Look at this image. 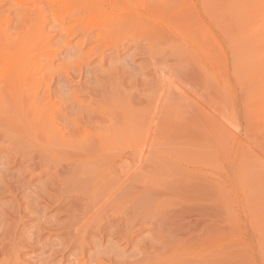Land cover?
I'll return each instance as SVG.
<instances>
[{"label": "bare ground", "instance_id": "obj_1", "mask_svg": "<svg viewBox=\"0 0 264 264\" xmlns=\"http://www.w3.org/2000/svg\"><path fill=\"white\" fill-rule=\"evenodd\" d=\"M9 1V0H8ZM13 1V0H12ZM15 1L18 3V1L17 0H14L13 1V3L14 4H16L15 3ZM49 1H51V0H49ZM61 1V3H63V0H60ZM60 1H57V2H60ZM88 1V2H87ZM91 1V2H90ZM127 0H113V2L114 3H125ZM212 1V0H211ZM224 1V0H223ZM238 1V0H237ZM255 1H257V0H255ZM260 2H261V0H259ZM259 1H257V2H259ZM29 2H31V3H34V2H36V0H22V1H20L18 4H20V6H18V4H17V6L18 7H20V8H22V9H26V8H28V4H29ZM65 2H68V1H65ZM64 2V3H65ZM136 2V1H135ZM142 2V1H141ZM163 3H164V1H162ZM162 2L160 3V5L162 4ZM168 2H170V0L168 1ZM172 2V1H171ZM221 2V1H220ZM227 2V1H226ZM48 3V2H47ZM53 3H56L55 1H53ZM52 3V4H53ZM69 6H71L72 5V3H77L78 5H80V3H83V4H85L86 6L82 9V11H81V9H78V10H74V8H71V9H68L67 7H66V9H65V11L66 12H71V13H74V12H78V13H84V12H87L89 15L88 16H91V17H93V19H99V18H102V17H104L103 15H106L105 13L107 12L106 11V9L104 8V3H105V0H69ZM111 3H112V1H111ZM147 3V2H146ZM263 3H264V1L260 4V3H258L259 5H263ZM58 5L60 4V3H57ZM56 4V5H57ZM143 4V3H142ZM149 4V3H148ZM156 4H158V3H156ZM165 4V3H164ZM175 3H173V6H175L174 5ZM237 5H238V3H236ZM241 4V3H240ZM245 4V3H244ZM255 3H253V7L254 6H256V8L258 7V10H261V9H263V8H261V9H259L260 7H262V6H257V3L254 5ZM126 5H128V4H126ZM130 5V4H129ZM151 5V4H150ZM160 5H158L159 7H160ZM163 5V4H162ZM162 5H161V8H162ZM166 6L168 5V4H165ZM182 5V4H181ZM196 5H197V3H196ZM232 6H233V4H231ZM46 6H47V4H46ZM49 6H51V5H48V7L46 8V9H50L49 8ZM63 6V5H62ZM81 6H82V4H81ZM113 6V5H112ZM111 6V7H112ZM131 6V5H130ZM129 6V7H130ZM135 6V5H134ZM149 6V5H148ZM148 6H145V7H147L148 8ZM152 6V5H151ZM150 6V7H151ZM158 6H156V7H158ZM172 6V9H174V7ZM191 6V5H190ZM194 6H195V3H194ZM198 6V5H197ZM204 6V5H203ZM207 6V5H206ZM206 6H204V8L206 7ZM231 6V7H232ZM244 6V5H243ZM31 7V6H30ZM83 7V6H82ZM114 7V6H113ZM111 8L112 10L113 9H118V7L116 8V7H114V8ZM125 7V6H124ZM165 7V6H164ZM163 7V8H164ZM168 7V6H167ZM183 7V6H182ZM226 7V6H225ZM239 7H241V6H239ZM251 7V6H250ZM263 7H264V5H263ZM53 8H55V9H57V7L55 6L54 7V5H53ZM53 8L52 9H50L51 10V13L53 14ZM60 8V7H59ZM58 8V9H59ZM154 8V7H153ZM169 8H171V6L169 7ZM169 8H167V9H169ZM196 8V7H195ZM30 9V8H29ZM61 9H62V7H61ZM111 9H110V11H111ZM120 9H121V7H120ZM119 9V10H120ZM125 9V8H124ZM157 9V8H156ZM209 9V8H208ZM227 8H225V10H226ZM230 9V8H229ZM235 9V8H234ZM237 9H238V7H237ZM243 9H245V7L243 8ZM247 9V8H246ZM245 9V10H246ZM253 9V8H252ZM26 10H28V9H26ZM158 10V9H157ZM165 10V9H164ZM205 10V9H204ZM221 10H223V9H221ZM231 10H232V8H231ZM239 10H241V8H239ZM238 10V11H239ZM254 10V12L255 13H257V11H255V9H253ZM264 10V9H263ZM263 10H261V11H263ZM19 11V10H18ZM23 11H25V10H21L20 9V11H19V15L20 14H22L23 13ZM58 10H56V12H57ZM61 10L59 9V12H60ZM63 11V10H62ZM61 11V12H62ZM106 11V12H105ZM109 11V12H110ZM151 11H153L152 9H151ZM189 11V10H188ZM50 12V11H49ZM56 12H54V13H56ZM170 12H171V10H170ZM207 12V11H206ZM228 12V11H227ZM230 12V11H229ZM235 12V11H234ZM251 12V11H250ZM253 11H252V13H253V15H256V17H258V18H260V19H262V21L260 20V22H262L260 25H259V20H257L256 21V17H254L255 18V21H252L253 23L254 22H258L256 25H259L258 27H260V28H258L259 30H258V34L260 35V33H263L264 31H262L263 29H262V27H263V25H264V22H263V20H264V15H263V18H262V15L260 16V15H258V13L257 14H255ZM58 13V12H57ZM108 13V12H107ZM124 13H126V12H124ZM163 13V12H162ZM167 13V12H166ZM185 13V12H184ZM197 13V12H196ZM233 13V12H232ZM237 13V12H236ZM236 13H235V15H236ZM260 13V12H259ZM86 14V13H85ZM84 14V15H85ZM111 14V13H110ZM109 13H108V15H110ZM116 14H118V13H116ZM261 14V13H260ZM263 14H264V12H263ZM41 15H43V14H39V13H35L32 17H33V19H32V25H31V28H32V30L34 31V32H36V33H40V32H42L41 30H42V26H43V23H42V21H43V18H45L44 16H43V18H42V21H41ZM165 15H167V14H165ZM243 15V14H242ZM258 15V16H257ZM18 16V15H17ZM111 16V15H110ZM178 16H179V14H178ZM185 16V15H184ZM52 18H53V16H51ZM57 17H59V15L57 16ZM65 17V16H64ZM112 17V16H111ZM167 17L168 16H166L165 17V19L167 20ZM177 17V16H176ZM175 17V18H176ZM189 17H193V16H189ZM252 17V16H251ZM1 18V17H0ZM61 18V17H60ZM126 18V17H125ZM135 18V17H134ZM141 18V17H140ZM159 18V17H158ZM180 18H182L183 19V17H180ZM179 18V19H180ZM188 18V17H187ZM227 18H228V16H227ZM245 17H243V19H244ZM246 18H250L249 16H247ZM253 18V17H252ZM253 18V19H254ZM57 19V18H56ZM55 18H54V21L56 20ZM59 19V18H58ZM73 19V18H72ZM71 19V20H72ZM112 20H113V18H111ZM120 20H118L116 23V28H124V26L125 25H127V23L126 22H129V24H132L133 23V20H126V19H121V18H119ZM160 19V18H159ZM162 19V18H161ZM164 19V18H163ZM162 19V20H163ZM165 19H164V21H165ZM178 19V21H180ZM193 19V18H192ZM22 20V19H21ZM111 20V21H112ZM115 20V19H114ZM155 20V19H154ZM168 20H170V19H168ZM174 20V19H173ZM172 19H171V21H173ZM226 20V19H225ZM252 20V19H251ZM250 20V21H251ZM223 21V20H222ZM227 21L229 22V20L227 19ZM233 21H235V19L233 20ZM21 22H23V20L21 21ZM174 22V21H173ZM181 22H183V21H181ZM181 22H180V25H181ZM186 22H187V20H186ZM194 22V21H193ZM198 22V21H197ZM224 22V21H223ZM226 22V21H225ZM238 22V21H237ZM241 22H243V21H241ZM241 22L240 23H238V24H241ZM67 23V22H66ZM115 23V22H114ZM113 23V24H114ZM175 23H176V20H175ZM188 23H189V21H188ZM222 23V22H221ZM220 23V24H221ZM227 23V22H226ZM230 23V22H229ZM235 22H233V24H234ZM52 24H56L55 22L54 23H52ZM69 24V23H68ZM169 25H171V23H170V21H169V23H168ZM187 24V23H186ZM225 24V23H224ZM243 24H245L246 25V23H243ZM263 24V25H262ZM26 25V24H25ZM53 25V26H54ZM56 25H58V23L56 24ZM112 25V24H111ZM110 25V26H111ZM183 25H184V23H183ZM228 25V24H227ZM235 26H239V25H237V24H234ZM262 25V26H261ZM52 26V27H53ZM61 29V34L65 37L64 39H68V38H71V37H73L72 35H74V33H76V31H73L72 32V30H70L69 28H70V25H69V28H67V26H66V24H62V25H58ZM85 26V25H84ZM109 26V27H110ZM173 26V25H172ZM190 26V25H189ZM192 26H193V23H192ZM194 26H196L195 25V23H194ZM223 26V25H222ZM242 26V25H241ZM240 26V27H241ZM134 27V26H133ZM176 27V26H175ZM178 27V26H177ZM180 27H182V26H180ZM191 27V26H190ZM217 27V26H216ZM227 27V26H226ZM231 27V26H230ZM233 27V26H232ZM2 28H4L5 29V27H3V26H0V70H1V75H0V144H6V145H8L10 148H12L11 149V151L9 150V148H8V150L11 152L10 154H11V157L10 156H8V160H10L11 158H12V156L14 157V156H16V158L17 157H19V158H17L18 159V165L20 166H18V168L16 169V170H14L13 172H10V171H8V170H3V168H2V170H0V178H1V182H0V195H3V194H6V196H8V197H10V199H9V201H7V203H10V205H11V207H9V205H8V207H9V209L8 210H10V212L8 211V210H6L7 212H9V213H7V214H3V215H5L4 217H8V220L7 221H9V219L11 220H13L15 223H16V226H14L13 227V229L11 228V225L12 224H14L13 222H12V224L10 225V230L12 229V231H10V234H5V235H7V236H9L10 235V244L13 246L12 247V249H10V250H7L6 252L4 251V248H0V254H5V256L7 257L6 259H4V261L3 260H0L1 262L0 263H3L4 262V264H22L21 262H23V261H20V260H22L21 258H20V260H18L19 259V256H18V252H17V248H19L20 249V247L18 246H15V243L17 244V242H15V241H17V240H15V238L17 239L19 236H18V234H19V232L17 233V236H16V229H17V225L19 224V223H23V221H21L20 220V217H21V214H24L25 212H27L26 210H28L26 207L25 208H22L21 209V207L20 206H22V205H19V203H22L23 204V202H26L27 201V197H25V199H26V201H23V200H21L22 202H19L18 203V200L20 201V199H18L17 198V195L19 194V193H23L24 192V190H29V192H25L26 193V195H28V194H30L31 195V198H35L36 200H42V202H44L45 203V205L47 204V205H52V204H48V202L49 201H53V203H55V211L57 212V210L58 209H60V208H62L63 209V207H66V206H68V208H67V211H68V213L66 212V209H65V212L67 213V215L69 214L70 215V217L69 216H67V218L69 217V221H68V224H65L66 223V219H65V223L64 222H62V224H64V225H66L65 227H61V232H59V230H57L59 233H60V235L62 236V235H67V237L68 236H70V237H68V238H65L64 237V242L67 240H71L72 238H74V237H76L77 238V236H79V234H80V236H81V234L84 232V234H82V237H78V239L80 238V240H77V239H72L71 240V242H70V245H69V253L71 252V251H73V250H71V247H75V248H73V249H76V246H79L78 248H80L79 250L81 251H79L80 253H82V254H86V251H85V247H86V245H85V243H86V240H88V239H86V236H88L89 234L88 233H90L89 231L91 230L92 232H91V234L93 235H95L94 236V238L95 237H97L98 239H99V242H101V243H104L103 241H105V237H106V239H107V237H108V242H113L112 240H116V239H114V238H112V237H114V236H116V237H119L120 238V240H119V238H117L118 239V241H121V242H123L124 241V246L126 247H134L133 245H135V246H137V245H139V242H141V240H144L143 239V237H142V239L139 241V242H136L134 239L136 238V237H138V235L139 234H141V231H142V229L143 228H145L144 226H145V224L146 223H148V222H150L149 224H148V226L149 225H151V224H155L156 226H152V230L154 231V232H156V233H158V231L160 232V234L159 235H154V236H156L157 238H156V241H155V244L154 245H158L159 244V247L158 248H155L154 249V251L155 250H163V253L162 254H160L159 255V257L158 256H156V254L154 255V258L152 257V260H153V262H152V260H150V258L148 259V262L149 263H144L143 262V264H232V263H228V262H226V259L228 258V256H230V254L231 253H226V252H228V250H230V249H228V250H226L228 247H225V249H224V245L227 243H225L224 241H226L225 239H223V238H225V236H224V229L226 228H224V225H225V220H229V219H227V217L226 216H224L223 215V213H224V209H223V201L224 200H226V199H224L225 198V194H223L224 195V197L222 198L221 197V192H220V189H221V185H222V181H223V173H222V166H221V163H220V161H219V157H217L214 153H217V152H221V150L220 151H217V150H215L216 152H214L213 154L214 155H207V157H205L206 156V154H203V155H205V156H203V158H199V159H202V162H203V164L201 163V165H199V166H195V167H193V166H190V167H193L192 168V170H190V169H188V168H184V166H183V169L181 168V170H179V168L178 167H180L177 163V165H178V169H177V171H176V168L174 169L173 167H175V166H177L176 164L173 166V164L175 163V162H177V161H179L181 158L183 159V156H184V158H185V155L187 154L188 155V153L186 152V150H185V152L186 153H183L182 151L183 150H181V149H183V147H182V145L184 146V144H185V141L188 139V141H190V139L193 141V137H191L192 135L194 136V133H195V129H196V125H197V123L195 124V126H193L194 125V123H193V125L191 126L189 123H190V111L191 110H189L188 111V108H187V106L188 105H186V108H183V107H185V106H183L182 108L183 109H181V106H182V104H181V106H180V108H178V109H181V111H180V113L178 112V109L176 110V113L177 114H179V115H177L176 113H175V110H174V112H172V107H174V106H179L178 104H180V103H182V101L184 102L185 100H187V99H184L185 97L186 98H190V96H188V95H180V96H182L183 97V99L181 100H179V99H177V100H179L180 101V103L178 102L177 103V101H176V103H174V104H172L171 106V108L170 109H172V110H170V109H168L170 106H168L167 104H166V102L167 101H169L170 100V102H174L173 100L175 99V97H176V95H174V94H171L172 96H174V97H172V98H170L171 97V95L169 96V94L171 93V91L173 90H171L170 91V89H171V87H170V89H169V91H167L168 93H166V96L165 97H167V101L166 100H164V101H166V102H164V103H162V104H159V105H161V107L159 106L158 107V104H156L154 107H153V105H154V103L153 102H155V98H158L157 96H158V93H157V96H156V94L154 95V96H152L153 97V99H155L153 102H152V100H151V103H153V105L150 103V101H148V100H146L145 98H147L148 96H145L144 97V99L146 100V101H148V105L146 104L147 102L145 101V102H143V100H141L140 98H138L137 100H135L134 98V95L135 94H138V93H136L137 91H132V92H134L135 94L132 96V94H128L129 92H130V90L128 91V93H125V94H123V92H121V93H119V91H121V90H119V91H117L116 89L117 88H119V87H117L118 85V82H120V80L121 79H119V77L117 78L116 76L114 77L112 74V76H113V80H111L110 81V83L109 84H111V86H114V87H117L115 90L114 89H112V90H114L113 92L111 91V95L110 96H112V95H114L113 93H115V95L113 96V98L111 97H109V94H108V97H109V100L111 101L112 99H113V101H114V104H110L111 106H109L108 105V108H107V110H106V108H105V103L104 104H102V106L104 105V108H105V111H103V112H97V110H94L93 108H91V106L89 107V108H91V109H88V107H84V106H82V104L80 103V102H78L75 98H73V97H71V102H70V104H71V108L74 110H72V112H73V116H71V117H73V118H71V117H69L72 113L71 112H67V110L65 111V106H63L64 104H65V102L66 101H61L63 104L59 107H57V104L59 103V101H57L56 99H59V98H61V97H63L65 94H68V95H70L71 94V92H69V91H67V92H65L64 91V95H63V91H61V92H59V91H53V90H48V88H46V91H44V92H42L41 93V89H42V87H40V89L37 87V86H39V85H41V84H37V83H40L39 81H40V79H39V75H37V73H35V76L37 75L38 76V81L36 80H33V79H35V78H33V76L32 75H29L30 73V71H29V69H32V68H29L30 67V63H29V61H30V59H27V58H30V57H28V55H26L25 54V51H24V48L22 47V45H21V47H19V46H17V43H14V41L11 39V37H8V35H7V33H5V31H3L2 30ZM57 28V27H56ZM74 28H75V26H74ZM78 28V27H77ZM220 28V27H219ZM222 28V27H221ZM235 28V27H234ZM241 28H243L244 29V27H241ZM256 28H257V26H256ZM81 29V28H80ZM106 29V28H105ZM104 29V30H105ZM111 29V28H110ZM115 29V28H114ZM142 29V28H141ZM148 29V28H147ZM183 29V28H182ZM200 29V28H199ZM202 29H203V27H202ZM206 29V28H205ZM229 29V28H228ZM254 29V31H252V34L254 35V37H255V35H257V32L255 33V28H253ZM85 30V29H84ZM90 30V29H89ZM116 30V29H115ZM140 30V29H139ZM187 30V29H186ZM191 30V29H190ZM231 30H233V29H231ZM111 31V30H110ZM238 31H240V30H238ZM248 31V30H247ZM250 31V30H249ZM1 32H4V33H1ZM44 32V31H43ZM149 32V31H148ZM204 32H205V30H204ZM208 32V31H207ZM246 32V31H245ZM260 32V33H259ZM55 33H58V32H56V30H55ZM78 33H79V31H78ZM125 33V32H124ZM146 33H147V31H146ZM160 33V32H159ZM192 33V32H191ZM196 33V32H195ZM199 33V32H198ZM230 33V32H229ZM236 33V32H235ZM244 33V32H243ZM243 33H242V35L241 36H243ZM59 35H61L60 33H58ZM57 34V35H58ZM122 34V33H121ZM202 34V33H201ZM200 34V35H201ZM206 34V33H205ZM250 34H251V32H250ZM250 34H248V35H250ZM252 34H251V36H252ZM58 35V36H59ZM151 35V34H150ZM188 35V34H187ZM193 35H194V32H193ZM203 35V34H202ZM231 35V34H230ZM262 35V34H261ZM264 35V34H263ZM260 36V40L258 39V36L256 37V38H254V37H252V38H254L253 40L251 39L250 41H252V43L255 41H257L258 43H261V45H262V43H264V36ZM10 36V35H9ZM62 36V37H63ZM158 36V35H157ZM169 36V35H168ZM191 36V35H190ZM205 36V35H204ZM240 36V37H241ZM60 37V36H59ZM166 37V36H165ZM196 37V36H195ZM199 37V36H198ZM234 37V36H233ZM247 37V36H246ZM120 38V37H119ZM134 38V37H133ZM192 38V37H191ZM207 38V37H206ZM226 38V37H225ZM232 38V37H231ZM239 38V37H238ZM262 38V39H261ZM60 39V38H59ZM58 39V40H59ZM63 39V38H62ZM160 39V38H159ZM167 39H169V37H167ZM196 39V38H195ZM195 39H193V40H195ZM240 39V38H239ZM241 39H243V37L241 38ZM246 39V38H245ZM259 41H258V40ZM166 40V39H165ZM192 40V39H191ZM197 40V39H196ZM199 41H200V39H198ZM205 40V39H204ZM213 40V39H212ZM211 40V41H212ZM238 40V39H237ZM248 40H249V38H248ZM46 41V40H45ZM141 41V40H140ZM198 41V42H199ZM202 41V40H201ZM206 41V40H205ZM214 41V40H213ZM233 41V40H232ZM243 41H244V39H243ZM261 41V42H260ZM64 41L62 40V43H63ZM87 42H89L87 39L85 40V42H84V44H86ZM156 42V41H155ZM155 42L154 43H150V45H149V56L148 57H150V60L153 62L152 64L153 65H155L156 63L155 62H162L163 60H165L164 59V55L165 54H161V45L159 46V48L160 49H158L157 48V46L156 45H154L155 44ZM163 42V41H162ZM167 42H169V43H171L172 41H169V40H167ZM196 42V41H195ZM198 42H196V43H198ZM245 42V41H244ZM61 43V42H60ZM61 43V44H62ZM156 43H158V42H156ZM194 43V42H193ZM212 43H214V42H212ZM230 43V42H229ZM241 43V42H240ZM246 43H248V42H246ZM22 44V43H21ZM27 44V43H26ZM64 44V45H63ZM62 45H63V47H65L66 48V50L68 51L69 50V53H70V50L72 51V46H70L69 45V42H64ZM127 44H129V43H127ZM136 44V43H135ZM195 44V43H194ZM219 44V43H218ZM40 45V44H39ZM39 45H37V46H39ZM61 45V46H62ZM138 45V44H137ZM173 45V44H172ZM199 45H200V43H199ZM199 45H196L197 47H199ZM201 45H202V42H201ZM230 45V44H229ZM260 45V46H261ZM33 46V45H32ZM240 46H241V44H240ZM239 46V47H240ZM249 46V45H248ZM254 46H255V44H253L252 45V48H254ZM256 46H258V47H260L259 45H256ZM256 46H255V48H254V52H255V54L256 53H259V54H263L264 53V51H263V48H264V45L263 46H261L262 48H260V50H262V51H257L258 50V48H256ZM27 47V46H26ZM29 47V46H28ZM27 47V48H28ZM95 47V46H94ZM171 47V46H170ZM181 47V46H180ZM202 47H203V45H202ZM235 47V46H234ZM238 47V46H237ZM238 47V48H239ZM244 47L246 48L247 46L246 45H244ZM35 48V47H34ZM37 49H38V47H36ZM139 48V47H138ZM141 48V47H140ZM143 48H146V47H143ZM241 48H243V46H241ZM251 48V43H250V47H249V49ZM54 49V48H53ZM103 49V48H102ZM148 49V48H147ZM146 49V50H147ZM164 49V48H163ZM200 50L202 49L201 47L199 48ZM236 49V48H235ZM240 49V48H239ZM26 50V49H25ZM41 50V49H40ZM47 50V49H46ZM89 50V49H88ZM118 50V49H117ZM204 50H206V49H203V51ZM215 50V49H214ZM233 50H234V48H233ZM247 50H248V48H247ZM251 50V49H250ZM29 51V50H28ZM30 51H32V50H30ZM49 51V50H48ZM209 51V50H208ZM207 51V53H206V51H204L205 53H206V55H210V53ZM213 51V50H212ZM244 52H245V50H243ZM242 51V53L244 54V52ZM249 51V50H248ZM257 51V52H256ZM33 52V51H32ZM145 52V51H144ZM143 52V54H145ZM181 53H183L182 51H180ZM216 52V51H215ZM214 52V53H215ZM240 52V51H239ZM251 52H252V50H251ZM254 52H253V55L255 56V54H254ZM26 53H27V51H26ZM29 53H31V52H29ZM84 53V52H83ZM186 53V52H185ZM231 53V52H230ZM242 53H240L239 55L241 56V54ZM248 53L250 54V52H246V54L248 55ZM28 54V53H27ZM86 54H88L87 52H86ZM114 54H115V52H114ZM136 54H138V53H136ZM136 54L134 55V53H133V55L134 56H136ZM146 54H148L147 53V51H146ZM169 54V53H168ZM172 54H174V53H172ZM172 54H170V55H172ZM190 54V53H189ZM235 54H236V51H235ZM252 54V53H251ZM262 54H261V56H257L258 54H256V56L253 58V55H252V59H250V56H249V58H247V57H245L246 59H249L250 61L251 60H253V61H247L246 59V61H247V64H245V65H248V63L250 64V67H251V64H252V62L254 63V64H258V67H259V65L261 64V62L264 60V56H262ZM70 55V54H69ZM82 54V52L80 51V52H78V53H76L75 54V56H73L75 59H76V56H81V58H83L84 59V57L86 56V57H88V55H83ZM121 55V54H120ZM140 55H141V53H140ZM177 55V54H176ZM179 55V54H178ZM185 55V54H184ZM205 55V54H204ZM203 55V56H204ZM205 55V56H206ZM211 55L213 56V53H211ZM220 55V54H219ZM237 55V56H236ZM235 56H236V58L239 56L238 55V53L236 54ZM33 56V55H32ZM107 56V55H106ZM128 56H130L129 54H128ZM164 56V57H163ZM167 56V55H166ZM190 56V55H189ZM208 56H206V57H208ZM232 56V55H231ZM240 56L238 57V58H240ZM246 56V55H245ZM127 57V56H126ZM142 57V56H141ZM168 57V56H167ZM171 57V56H170ZM175 56H173V57H171V58H174ZM177 57V56H176ZM183 57V56H182ZM188 57V56H187ZM186 57V58H187ZM217 57V56H216ZM220 57V56H219ZM241 57H243V56H241ZM257 57V58H256ZM259 57H263V60L262 59H260ZM79 58V57H78ZM136 58V57H135ZM137 58H139V57H137ZM181 57L179 56V60H181L180 59ZM204 58V57H203ZM209 58V57H208ZM208 58H205V59H208ZM213 58V57H212ZM237 58V59H238ZM80 59V58H79ZM126 59V58H125ZM130 59V58H129ZM183 59H184V57H183ZM191 59H193V58H191ZM210 59H211V57H210ZM209 59V60H210ZM214 59V58H213ZM220 59V58H219ZM218 59V60H219ZM241 59V58H240ZM244 59V58H243ZM256 59V60H255ZM258 59V60H257ZM259 59L261 60V62H256V61H259ZM29 60V61H28ZM31 60H32V58H31ZM128 60V59H127ZM177 60H178V58H177ZM195 60V59H194ZM194 60L192 61L193 63H194ZM209 60H206V61H209ZM223 60V59H222ZM232 60V59H231ZM123 61V60H122ZM125 61V60H124ZM171 61V60H170ZM191 61V60H190ZM214 61V60H213ZM238 61V60H237ZM236 61V62H237ZM242 61V60H241ZM127 62V61H126ZM125 62V63H126ZM143 62V61H142ZM147 62V61H146ZM145 62V63H146ZM174 62V61H173ZM185 62H186V60H185ZM195 62H196V60H195ZM220 62V61H219ZM232 62V61H231ZM235 62V63H236ZM243 62V61H242ZM36 63V62H35ZM120 63V62H119ZM127 63H129V61L127 62ZM151 63V62H150ZM164 63V62H163ZM168 63V62H167ZM187 63V62H186ZM209 63V62H208ZM221 63V62H220ZM238 63V62H237ZM244 63H246L245 61H244ZM244 63H242V65H240V66H243L244 65ZM124 64V63H123ZM164 64H166V63H164ZM174 64V63H173ZM180 64V63H179ZM184 64V63H183ZM191 64V63H190ZM190 64H189V66H190ZM196 64V63H195ZM213 64H214V62H213ZM212 64V65H213ZM222 64V63H221ZM238 64H240V62L238 63ZM32 65V64H31ZM85 65V64H84ZM108 65V64H107ZM131 65V64H130ZM145 65H147V63L146 64H144L143 66H145ZM168 65V64H167ZM184 65H186V64H184ZM184 65H182L184 68H186ZM197 65V64H196ZM211 65V67L213 68V66ZM219 65V64H218ZM125 66V65H124ZM133 66V65H132ZM148 66V65H147ZM176 66V65H175ZM188 65H187V67H188V69L190 68V67H193V65L192 66H190L189 67ZM209 66H210V64H209ZM223 66L224 65H222V67L221 68H223ZM249 66V65H248ZM263 66V67H262ZM112 67V66H111ZM128 67V66H127ZM146 67V66H145ZM178 67H180V66H178ZM196 67L197 66H194L193 68H194V70L195 71H197L196 70ZM261 67L264 69V62H263V64L261 65ZM261 67H259V69H262ZM135 68V67H134ZM147 68V67H146ZM160 68V67H159ZM183 68V73H184V71L187 69H184ZM192 68V69H193ZM246 68H248L247 66H246ZM246 68H245V70H246ZM112 69V68H111ZM136 69H137V67H136ZM135 69V70H136ZM145 69V68H144ZM154 69H156L155 67H154ZM175 69V67L173 68V70ZM187 69V70H188ZM214 69V68H213ZM240 68H238V70H239ZM263 69L262 70H259L260 72H259V74L261 75L262 73H261V71L263 72ZM143 70V69H142ZM152 70V69H151ZM162 70V69H161ZM222 70V69H221ZM224 70V69H223ZM243 70H244V68H243ZM253 70H255V69H253ZM89 71V70H88ZM87 71V72H88ZM156 71V70H155ZM235 71H237V70H235ZM242 71V70H241ZM33 72V71H32ZM110 72V71H109ZM115 72V71H114ZM127 72V71H126ZM145 72V71H144ZM162 72V71H161ZM168 72H170V71H168ZM173 72V71H172ZM182 72V71H181ZM191 72L193 73L194 71H192L191 70ZM201 72V71H200ZM202 72H203V70H202ZM201 72V73H202ZM248 72H251V71H247L246 73H248ZM257 73L256 71H253V73ZM41 73V72H40ZM39 73V74H40ZM45 73V72H44ZM91 73V72H90ZM118 73V72H117ZM124 73V72H123ZM171 73V72H170ZM169 73V74H170ZM176 73V72H175ZM190 73V72H189ZM189 73H187L186 72V74L187 75H185V73H184V78L186 77V76H188V74ZM192 73H190V76L192 75ZM239 73V72H238ZM264 73V72H263ZM46 74V73H45ZM86 74V73H85ZM107 74H109V73H107ZM125 74V73H124ZM168 74V73H167ZM182 74V73H181ZM195 74V79L194 80H196V79H198V77H196V73H194ZM219 74H220V71H219ZM244 74H245V72H244ZM258 74V75H259ZM42 76L44 75V74H41ZM106 75V74H105ZM115 75H116V72H115ZM121 75V74H120ZM150 75V74H149ZM160 75V74H159ZM166 75V74H165ZM173 75V74H172ZM177 75V74H176ZM175 75V76H176ZM199 75L201 76V74L199 73ZM203 75V74H202ZM207 75V74H206ZM223 75V74H222ZM221 75V76H222ZM251 75V74H250ZM257 75V74H256ZM29 76H32V77H29ZM122 76V75H121ZM127 76V75H126ZM162 76V75H161ZM198 76V75H197ZM220 76V77H221ZM237 76V75H236ZM247 77H248V75H246ZM262 76V75H261ZM263 76H264V74H263ZM44 77V76H43ZM99 77V76H98ZM102 77V76H101ZM109 77H110V75H109ZM129 77H130V75H129ZM129 77H127V78H129ZM160 77V76H159ZM169 77H171V79H172V76H170L169 75ZM194 76H192V78H193ZM204 77V76H203ZM245 77V76H244ZM246 77V78H247ZM250 77H254V76H250ZM250 77H249V79H250ZM258 77V76H257ZM257 77H255V78H257ZM260 77V76H259ZM30 78H32V79H30ZM40 78H42V77H40ZM100 78V77H99ZM107 78V77H106ZM120 78H122V77H120ZM132 78V77H131ZM166 78V77H165ZM168 78V77H167ZM179 78H181V75H180V77ZM178 78V79H179ZM184 78L182 79V80H184ZM186 78H188V77H186ZM205 78V77H204ZM204 78H202L201 77V79H200V81L202 80V79H204ZM260 78H263V77H260ZM42 79H44V78H42ZM73 79V78H72ZM102 79H104V77L102 78ZM124 79V78H123ZM123 79H122V81H123ZM134 79H136V78H134ZM153 79V78H152ZM170 79V78H169ZM189 79H190V77H189ZM225 79V78H224ZM241 79V78H240ZM259 78H257L255 81H257ZM32 80V81H31ZM100 80V79H99ZM107 80V79H106ZM109 80V79H108ZM117 80H119V81H117ZM142 80V79H141ZM148 80H149V78H148ZM150 80H151V78H150ZM160 80V79H159ZM238 80H239V78H238ZM244 81H245V78L243 79ZM247 80V79H246ZM250 80H252V79H250ZM263 80V79H262ZM261 80V81H262ZM33 82V81H35L34 83H32L31 84V82ZM64 81V80H63ZM95 81V80H94ZM136 80H134L133 81V83L135 82ZM146 81V80H145ZM158 81V80H157ZM166 81H167V79H166ZM174 81H175V79H174ZM193 81V80H192ZM196 81H198V80H196ZM249 81V80H248ZM260 80L259 81H257V82H254V85H256L255 83H257V85L259 84V86H261L260 84L261 83H263L264 81H262L261 82ZM86 82V81H85ZM101 82V81H100ZM136 82H138V79H137V81ZM142 82V81H141ZM150 82V81H149ZM149 82H148V85H149ZM170 82V81H169ZM168 81H167V83H169ZM175 82H178L177 81V79H176V81ZM188 82V81H187ZM186 82V83H187ZM195 82V81H194ZM199 82V81H198ZM198 82H195V83H197V85H198ZM205 82H207L206 80H205ZM250 82V81H249ZM261 82V83H260ZM62 83H64V82H62ZM124 83H126V82H124ZM123 83V84H124ZM127 83H128V80H127ZM129 83H130V81H129ZM146 83V82H145ZM154 83V82H153ZM159 83V82H158ZM157 83V84H158ZM180 83V82H179ZM181 83H183L182 81H181ZM179 84V85H182V84ZM185 83V84H186ZM201 83H204L203 81L201 82ZM200 83V84H201ZM245 83H246V81H245ZM84 84V83H83ZM91 84V83H90ZM89 84V85H90ZM122 84V83H121ZM137 84V83H136ZM166 84V83H165ZM184 84V83H183ZM207 84V83H206ZM209 84V85H208ZM207 84V86L210 88V86H211V83H208ZM249 84V83H248ZM247 84V85H248ZM253 84V83H252ZM43 85H44V83H43ZM52 85V84H51ZM62 85V84H61ZM64 85H66V84H64ZM89 85H87L88 87H89ZM92 85V84H91ZM96 85V84H95ZM100 85V84H99ZM126 85V84H125ZM131 85V84H130ZM139 85H140V83H139ZM143 85V84H142ZM160 85V84H159ZM172 85V87H174L173 86V84H171ZM170 85V86H171ZM189 85V84H188ZM196 85V86H197ZM202 85V84H201ZM251 85V84H250ZM256 85V86H257ZM262 85H264V83L262 84ZM86 86V87H87ZM108 86H110V85H108ZM136 86V85H135ZM152 86V85H151ZM156 86V85H155ZM155 86H154V88H155ZM185 86H187V85H185ZM185 86H183V87H185ZM200 85H198L197 86V88L199 87ZM258 86V87H259ZM57 87V86H56ZM59 87H61V86H59ZM64 87V86H63ZM93 87H94V85H93ZM100 87V86H99ZM132 87V86H131ZM130 87V88H131ZM140 87H141V85H140ZM161 87V86H160ZM176 87V86H175ZM175 87H174V89H175ZM242 87V86H241ZM241 87H240V89H241ZM262 88H263V86H261ZM260 87V88H261ZM50 88V87H49ZM65 88V87H64ZM84 88V87H83ZM90 88V87H89ZM92 88V87H91ZM95 88V87H94ZM93 88V89H94ZM108 88V87H107ZM125 88V87H124ZM196 88V89H197ZM211 88H215V87H213V84H212V86H211ZM249 88H251V87H249ZM259 88V89H260ZM58 89V88H57ZM108 89H110V88H108ZM107 89V91H109ZM134 89H136V88H134ZM160 89V88H159ZM177 89V88H176ZM200 89H202V88H200ZM210 90V92H212L213 91V93H212V95L214 94V98H216V96H219V95H221L220 94V92H219V95H216L215 93H214V91L217 89H214V90ZM257 89L259 92H260V97L261 96H263V94H261V92L263 91L262 89ZM264 89V88H263ZM39 90H41V91H39ZM62 90V89H61ZM89 90V89H88ZM95 90V89H94ZM96 90H99V89H96ZM96 90H95V93H96ZM103 90H104V88H103ZM133 90V89H132ZM138 90V89H137ZM141 90V89H140ZM145 90V89H144ZM146 90H150V89H147L146 88ZM152 90V89H151ZM194 90V89H193ZM202 90H205V89H202ZM208 90V88H207V91H209ZM218 90V89H217ZM216 90V91H217ZM256 90V89H255ZM53 91V92H52ZM93 91V90H92ZM102 91V90H101ZM143 91V90H142ZM156 91H158V90H156ZM206 91V90H205ZM205 91H204V93H205ZM244 91V90H243ZM242 91V92H243ZM245 91H246V89H245ZM251 91V90H250ZM249 91V92H250ZM254 91V90H253ZM252 91V92H253ZM81 92V91H80ZM86 92V91H85ZM110 92V91H109ZM126 92V91H125ZM173 92V91H172ZM252 92H250V94L252 93ZM256 92V91H255ZM255 92H253L254 94H255ZM264 92V91H263ZM98 93V92H97ZM96 93V94H97ZM100 93V92H99ZM107 93V92H106ZM151 93V92H150ZM153 93H155V92H153ZM164 93L165 92H163V95H164ZM198 93H200V92H198ZM202 93V92H201ZM200 93V94H201ZM216 93H218V91L216 92ZM233 93V92H232ZM248 93V92H247ZM54 94V97L56 98V99H53V97H52V95ZM77 94H78V92H77ZM82 94V93H81ZM89 94V93H88ZM90 94H92V93H90ZM94 94V93H93ZM168 94V95H167ZM203 94V93H202ZM206 94H209V93H207L206 92ZM250 94H248V95H250ZM258 94V93H257ZM84 95V94H83ZM106 95V94H105ZM151 95H153V94H150L149 96H151ZM160 95V94H159ZM210 95H211V93H210ZM211 95V96H212ZM216 95V96H215ZM253 95V94H252ZM96 96V95H95ZM94 96V97H95ZM98 96V95H97ZM107 96V95H106ZM137 96V95H136ZM156 96V97H155ZM206 95L204 94V96L203 97H205ZM208 96V95H207ZM226 96V95H225ZM255 96V95H254ZM257 97H259V95H256ZM255 96V97H256ZM93 97V96H92ZM100 97V96H99ZM134 97V98H133ZM142 97H143V95H142ZM155 97V98H154ZM163 97V96H162ZM165 97H163L164 99H165ZM169 97V98H168ZM201 97H202V95H201ZM219 97H221V96H219ZM242 97V96H241ZM248 97V96H247ZM88 98V97H87ZM96 98V97H95ZM107 98V97H106ZM125 98V99H124ZM150 97H148V99H149ZM254 98V97H253ZM263 97H261L260 99H262ZM62 99V98H61ZM97 99V98H96ZM104 99V98H103ZM171 99H172V101H171ZM202 99V98H201ZM204 99V98H203ZM206 99V98H205ZM204 99V100H205ZM218 99V98H217ZM216 99V100H217ZM220 99V98H219ZM218 99V100H219ZM245 99H248V102H249V97L248 98H245ZM257 98H255L254 100H256ZM260 99H257V100H259V101H254V103H258V102H260ZM264 99V98H263ZM42 100H44V101H46L47 102V105L49 104L50 105V107H49V105H48V107L49 108H47V106H46V104L44 103V102H41ZM52 100H54V101H52ZM63 100V99H62ZM87 100V99H86ZM107 100V99H106ZM176 100V99H175ZM208 100V99H207ZM205 101V103H207L208 101ZM209 100H211V99H209ZM212 100H213V98H212ZM215 100V99H214ZM104 101V100H103ZM161 101V100H160ZM99 102H101V101H99ZM109 102V101H108ZM107 102V103H108ZM186 102H188V100L186 101ZM186 102H184V104L183 105H185V104H188V103H186ZM215 102V101H214ZM226 102V101H225ZM246 102H247V100H246ZM251 102V101H250ZM253 102V101H252ZM57 103V104H56ZM101 103H103V102H101ZM211 103V102H210ZM245 103V102H244ZM253 103V105L252 106H254L255 107V105L256 104H254ZM264 103V102H263ZM262 103V104H263ZM42 104H44V105H42ZM67 104V103H66ZM152 105V107H151V105ZM209 104V103H208ZM247 104V106H250V105H248V103H246ZM98 105V104H97ZM146 105H147V107H146ZM150 105V106H149ZM163 105H165V106H163ZM190 105V104H189ZM193 104H191V106H192ZM195 105H197V104H195ZM210 105V104H209ZM236 105V104H235ZM264 105V104H263ZM262 105V106H263ZM65 107L64 108V110H63V107ZM87 106V105H86ZM191 106H189V109H192V113H194L195 112V110L193 109V107L191 108ZM207 106V105H206ZM258 106L259 107H262L261 106V104H259L258 103ZM145 107L146 108H148L150 111H149V117H147L148 116V114H146L145 112V114H146V116H144V117H147L148 119L147 120H145V119H143L142 117H143V109L145 110ZM150 107V108H149ZM197 107V106H196ZM201 107V106H200ZM203 107H205V104H204V106ZM246 107V106H245ZM264 107V106H263ZM103 108V107H102ZM199 108V107H198ZM237 108V107H236ZM253 108V107H252ZM251 108V109H252ZM67 109V108H66ZM69 109V108H68ZM163 109H165V114H164V110ZM174 109H175V107H174ZM196 109V108H195ZM205 109V108H204ZM202 110V111H205V110ZM227 109V108H226ZM262 109H264V108H262ZM103 110V109H102ZM169 110H170V112H169ZM186 110H187V112H186ZM194 111V112H193ZM197 111H199L198 109H197ZM200 111H201V108H200ZM201 111V112H202ZM226 111V110H225ZM236 111V110H235ZM248 111V108H247V110H246V112ZM263 111L264 110H262V113H263ZM174 113L176 116L175 117H178V119L179 120H181V119H183L184 118V121L183 120H181L180 121V123L178 122V120H177V118H176V122H178V125H176V123L172 120V119H169L168 118V116H170V113ZM186 114H188V117H185L186 115L184 114V113ZM199 112V115H203L204 113L206 114V112ZM244 112H245V110H244ZM245 112V113H246ZM249 113H250V111H248ZM247 112V113H248ZM181 113L183 114V115H185V116H183V118H182V116H181ZM191 113V114H192ZM259 113H261V112H259L258 111V113H256L255 112V116L252 114V118L251 119H253V120H249V121H253V122H255L254 121V117H256V116H258V118H259V115H256V114H259ZM144 114V115H145ZM164 114V115H163ZM173 114V115H174ZM236 114V113H235ZM251 114V113H250ZM264 114V113H263ZM167 116V120H165V122L162 124V119L163 118H165L166 116ZM172 115V114H171ZM196 115H197V113H196ZM207 115V114H206ZM205 115V116H206ZM247 115V114H246ZM180 116V117H179ZM192 116V115H191ZM248 116V115H247ZM262 116V115H261ZM260 116V117H261ZM170 117H172V116H170ZM175 117H174V119H175ZM192 117H194V116H192ZM191 117V118H192ZM207 117H209L208 115H207ZM207 117H206V120L205 121H207L208 119L210 120V117H212V116H210L208 119H207ZM263 117V116H262ZM71 118V119H70ZM181 118V119H180ZM185 118H188L187 120L185 119ZM199 118V117H198ZM202 118H204V117H202ZM258 118H257V121H258ZM143 119V120H142ZM196 119V118H195ZM199 119H201V118H199ZM212 119V121H213V118H211ZM250 119V118H249ZM185 120H186V123L188 122V124H185ZM189 120V121H188ZM183 121V122H182ZM201 121V120H200ZM202 121H203V119H202ZM198 122H199V120H198ZM261 122V121H260ZM204 123V122H203ZM208 124H209V121L207 122ZM210 123H212L211 121H210ZM213 123H214V121H213ZM249 123H251V122H249ZM192 124V123H191ZM216 124V123H215ZM215 124H213V125H215ZM254 124H256V122L254 123ZM205 125V124H204ZM210 125V124H209ZM213 125H211L212 127H213ZM217 125V124H216ZM214 126L213 127V130L216 132V130L215 129H217L216 127H221V126ZM262 125V124H261ZM179 126V127H178ZM184 126V127H183ZM185 126H187V129H186V127ZM189 126H191V127H193V129L191 128V127H189ZM202 126V125H201ZM206 127V126H205ZM255 127H260V125L258 126H256L255 125ZM185 128V129H184ZM195 128V129H194ZM203 128V127H202ZM210 128V127H209ZM215 128V129H214ZM251 128V127H250ZM205 129H207V128H204V130ZM212 129V128H211ZM211 129H208V131H210ZM224 130V132H225V130L226 129H224L223 127H221V129H220V131L221 130ZM257 129V128H256ZM262 130H264L263 128H261ZM191 130H194L193 132V134H191ZM200 130H203V129H200ZM203 130V132L205 133L206 131H204ZM258 131L260 130V129H257ZM262 130H260V131H262ZM196 131L197 132H200L199 130H197L196 129ZM207 131V132H208ZM212 131V130H211ZM219 131V133L221 134V132ZM229 131V130H228ZM257 131V132H258ZM260 131H259V133H260ZM203 132H201V133H203ZM213 132V131H212ZM218 132V131H217ZM251 132V131H250ZM254 132V131H253ZM203 133V134H204ZM209 133V132H208ZM259 133H256V134H259ZM263 133H264V131H263ZM262 132L259 134V138H261L260 137V135L261 134H263ZM214 134V133H213ZM212 134V135H213ZM218 134V133H217ZM224 134V133H223ZM226 134V133H225ZM227 134H229V133H227ZM227 134H226V136H227ZM177 135H181L182 136V138H181V136L180 137H178ZM190 137H189V136ZM207 134L205 133V136H206ZM249 135V134H248ZM185 136V137H184ZM196 136V135H195ZM207 136H210V135H207ZM217 136V135H216ZM251 136V135H250ZM254 136H256L255 134H254ZM176 137H178L179 139H181V141L179 142V143H177L178 141L176 140ZM187 137H189V138H187ZM220 137V136H219ZM262 137H264V135L262 136ZM147 140H146V139ZM186 138V139H185ZM196 138V137H195ZM201 138V137H200ZM207 138V137H206ZM214 138H216V137H214ZM214 138H210V140L212 139L213 140V142H214ZM220 138H222V137H220ZM227 138H229V137H227ZM248 138H249V136H248ZM252 138L254 139V137L252 136ZM257 138V137H256ZM255 138V139H256ZM184 139V140H183ZM198 139H199V137H198ZM201 139H203V138H201ZM254 139V141H256V140H258V139H256L255 140ZM148 140L150 141V142H148ZM175 140V141H174ZM195 140V139H194ZM207 140V139H206ZM209 140V139H208ZM210 140H209V142H210ZM211 140V141H212ZM217 140V139H216ZM252 140V139H251ZM163 141H170V143H171V141H173V142H176L177 143V146L178 145H180V147H182L181 149H179V147H177L176 148V143H174L175 144V146L173 147V145H170V143H169V145H170V147H173L172 149L169 147L168 148V144L166 145L167 147L166 148H168V149H165L164 148V150L165 151H162L163 150V147L161 148V151L162 152H160L159 150H158V146H162V145H160V143L161 142H163ZM202 141V140H201ZM221 141H222V139H221ZM227 141V140H226ZM247 141H248V143H250L251 142V144H254V143H252L253 141H250V140H248L247 139ZM260 144L261 145H263V138H262V140L260 139ZM187 142V141H186ZM204 142H205V140H204ZM219 142V141H218ZM259 142V141H258ZM258 142H256V144L258 143ZM192 143H194V141L193 142H191V143H189V144H191L192 145ZM198 142H196V143H194V144H197ZM201 143H203V141L202 142H200V145H201ZM217 142H215L214 144H212L211 143V146L212 145H214V146H216L215 144H216ZM222 143V142H221ZM224 143H225V139H224ZM222 144V145H224L225 146V144ZM227 143V142H226ZM199 144V143H198ZM219 144V143H218ZM243 144V143H242ZM5 145V146H6ZM190 145V146H191ZM202 145H204V144H202ZM201 145V146H202ZM220 145V144H219ZM237 145V144H236ZM235 145V146H236ZM257 145H259V144H257ZM164 146V145H163ZM185 146H187V145H185ZM206 146V145H205ZM209 146V145H208ZM223 146V147H224ZM229 146V145H228ZM243 146V148H245L244 147V145H242ZM256 146V145H255ZM255 146L253 145V147L255 148ZM0 147H2V146H0ZM165 147V146H164ZM188 147V146H187ZM187 147H185V148H187ZM191 147H193V146H191ZM207 147V146H206ZM205 147V148H206ZM227 147V146H226ZM226 147H224L225 149H226ZM252 147V146H251ZM261 146H259L258 147V149L260 148ZM4 149H5V147H3ZM2 148V149H3ZM6 148V149H7ZM196 148V147H195ZM198 148H200L199 146H198ZM197 148V149H198ZM210 148V147H209ZM218 148H220L221 149V147H218ZM242 148V149H243ZM169 149H170V151H169ZM196 149V150H197ZM200 149H202V148H200ZM207 149V148H206ZM217 149V148H216ZM225 149H223L222 148V150L223 151H226ZM228 149V148H227ZM231 149V148H230ZM235 149H236V147H235ZM246 149V148H245ZM261 149V148H260ZM173 150V151H172ZM176 150V151H175ZM212 150H213V147H212ZM252 150V149H251ZM254 150V149H253ZM256 150H257V148H256ZM6 151V150H5ZM9 151H8V153H9ZM188 151H189V149H188ZM190 151H194V149L193 150H191L190 149ZM204 151V153H205V150H203ZM208 151H209V149H208ZM207 151V152H208ZM241 151V150H240ZM244 151V149L241 151V152H243ZM248 151V150H247ZM264 151V150H263ZM3 152V151H2ZM209 152H211L212 153V151H209ZM233 152H235V151H233ZM237 152V151H236ZM244 152H246V150L244 151ZM242 153V155L243 154H246V153ZM256 152V151H255ZM202 152L200 151L199 152V149H198V154H201ZM225 153V152H224ZM249 153V152H248ZM254 152H252L251 154H253ZM262 153V152H261ZM7 154V153H6ZM5 154V155H6ZM193 154V153H192ZM194 154H196L195 153V151H194ZM220 154V153H219ZM235 154V153H234ZM234 154H233V159L235 158L234 157ZM8 155V154H7ZM197 155V154H196ZM202 155V154H201ZM224 155V154H223ZM230 155V154H229ZM240 155H241V153H240ZM241 155V157H243V156H245V155H243L242 156ZM259 155V154H258ZM194 158H195V155H192ZM198 156V155H197ZM196 156V158L198 159V157ZM226 156V155H225ZM251 155H250V153H249V155H248V157H250ZM253 156L255 157V155L253 154ZM2 157V156H1ZM188 157H190L189 155H188ZM187 157V158H188ZM221 157V156H220ZM240 157V158H241ZM260 157V156H259ZM6 158H7V156H6ZM15 157H14V159H16ZM225 158V157H224ZM223 158V159H224ZM246 158H247V156H246ZM256 158V157H255ZM254 158V159H255ZM156 159H160L162 162H165L164 163V166H165V168L167 167V168H169L170 167V165L172 166L171 167V169L173 168L174 170H175V172L173 171V169H172V171L176 174V177H178V175L179 176H181V175H183L181 178H176V180H174V181H166V182H164V180L166 179V178H160V177H157V175H156V173H155V175H154V171L156 172V170L158 169L157 167H155V168H157L156 170H154L153 171V166H158L159 167V169H160V165H157V164H159V162L158 163H155L156 161H158V160H156ZM181 159V160H182ZM189 159H191V158H189ZM188 159V160H189ZM250 160L252 159V157L251 158H249ZM130 160V161H129ZM184 160V159H183ZM187 160V159H186ZM232 160V159H231ZM256 160V159H255ZM260 160V159H259ZM5 161V160H4ZM7 161V160H6ZM11 161H12V159H11ZM185 161V160H184ZM191 161H192V159L188 162L189 164L191 163ZM240 161H241V159H240ZM8 162H10V161H8ZM162 162H160V164H162ZM186 162V161H185ZM196 162V161H195ZM198 163L200 162V161H197ZM251 162V161H250ZM255 162V161H254ZM260 162H261V160H260ZM259 162V163H260ZM13 163H15V166H16V164H17V162L16 161H14ZM167 163V166L165 165ZM179 163V162H178ZM182 163H184V162H182ZM187 163V162H186ZM185 163V164H186ZM248 164H249V160H248V162H247ZM256 163L257 162H255L254 163V165H256ZM262 164H263V162H261ZM10 164H11V162H10ZM152 164H153V166H152ZM168 164H170L169 165V167H168ZM192 164V163H191ZM190 164V165H191ZM196 164V163H195ZM262 164H260L259 166H260V168H261V165ZM12 165V164H11ZM163 165V164H162ZM188 165V164H187ZM187 165H186V167H187ZM254 165H253V169H254ZM258 165V164H257ZM164 166H163V168H164ZM235 166V165H234ZM249 166H250V164H249ZM263 166V165H262ZM17 167V166H16ZM257 167L258 166H256V168L255 169H257ZM162 168V167H161ZM163 168H162V171H161V174H160V176H163L164 175V173H162V172H166V171H163ZM164 168V169H165ZM166 168V169H167ZM259 168V167H258ZM264 167H262L261 169H263ZM1 169V168H0ZM158 169V170H159ZM261 169H260V175H261ZM158 170H157V172H158ZM167 170H169V169H167ZM171 171V170H170ZM170 171H168V172H170ZM171 171V172H172ZM179 171V172H178ZM159 173V172H158ZM255 173H256V171H255ZM26 174H30V176H31V178H34V179H36V180H34V182L35 181H37V183L35 182V185H32L31 184V180L30 181H27V180H29L28 179V177L27 178H25L27 175ZM45 174H49L50 175V177L48 176V178L47 179H44V181L42 180V177H44V175ZM168 175H169V173H167ZM26 175V176H25ZM148 175V176H147ZM167 175V176H168ZM174 175V174H173ZM173 175L171 174L170 176H169V179H170V177L172 176L173 177ZM256 175H258V174H256ZM167 176H165V177H167ZM175 176V175H174ZM47 177V176H46ZM175 177H173V179H174ZM259 178V177H258ZM263 178V177H262ZM25 179H27V180H25ZM163 179V180H162ZM168 179V178H167ZM166 179V180H167ZM172 179V180H173ZM257 179V178H256ZM260 179V178H259ZM257 180H255V182H256ZM262 182V181H261ZM259 183V182H258ZM224 184V183H223ZM226 184V183H225ZM256 184V183H255ZM260 184V183H259ZM258 184V185H259ZM257 185V186H258ZM262 185V184H261ZM256 186V185H255ZM256 186V187H257ZM31 187H33V189H31ZM255 187V188H256ZM22 189H24L23 191H22ZM157 189V190H156ZM223 189V188H222ZM221 189V191H222V193L224 192L223 190ZM259 189V188H258ZM257 189V190H258ZM256 190V189H255ZM147 191V193L148 192H153V193H155V194H157L156 195V197L158 196V194L159 193H161V195L160 196H166V198L168 197L167 195H169L170 196V194L171 193H176V194H181V196H185V198L187 199V198H190L193 194L196 196V201L194 202L195 204H192L191 202H189L188 200L186 201H184V200H182V201H184L183 203V206L181 207V208H179V212H180V215L179 216H177V217H173V215L174 214H172V216L171 215H169L168 216V213H169V211H168V213H166L167 211H161V212H163L164 214H162V216H160L159 214H158V212H157V215H159V216H156V215H153L154 213H156L155 211H153V210H159L158 208H156L155 209V207H157V206H155L156 204L155 203H153L154 204V208L151 210V212L153 213V214H151V215H148V217H147V215H145V213H144V210L146 211V209H147V207H146V209H144L141 205H140V200H142V197H143V193H145ZM25 193H23V194H25ZM259 193V192H258ZM150 194H152V193H150ZM256 194H257V192H256ZM260 194V193H259ZM29 195V196H30ZM153 195V196H152ZM151 195V197L153 198L154 197V194H152ZM194 195H193V197H194ZM159 196V198H161ZM180 196V197H181ZM3 197H4V195H3ZM7 197V198H8ZM147 197V196H146ZM155 197V198H156ZM171 197V196H170ZM169 197V198H170ZM179 197V196H178ZM256 197H257V195H256ZM255 197V198H256ZM259 197V196H258ZM22 198V197H21ZM144 198H145V196H144ZM143 198V199H144ZM154 198V199H155ZM158 198V197H157ZM156 198V202H157V200L159 199H157ZM183 199H185L184 197H182ZM192 198V197H191ZM236 198V197H235ZM259 198H261V197H259ZM30 199V198H29ZM146 199V198H145ZM144 199V200H145ZM154 199H150L151 201L152 200H154ZM168 199V198H167ZM193 199V198H192ZM224 199V200H223ZM232 199H234V198H232ZM32 200V199H31ZM147 200H148V198H147ZM172 200V201H171ZM191 200V199H190ZM223 200V201H222ZM261 200V199H260ZM264 200V199H263ZM2 201V200H1ZM34 200H32V202H33ZM168 201V203L169 202H174V200L173 199H170V201L169 200H167ZM193 201V200H192ZM232 201V200H231ZM256 201H258V198H257V200ZM255 201V202H256ZM28 202V201H27ZM27 202H26V204H27ZM35 202V201H34ZM144 202V201H143ZM155 202V201H154ZM161 202V200H159V203ZM176 202L178 203V201H176L175 200V204H176ZM38 203V202H37ZM150 202H148V204H149ZM158 203V202H157ZM162 203H164V200L162 201ZM166 203V202H165ZM168 203H166L165 205L167 206V207H169V204ZM171 203V204H172ZM173 203V204H174ZM180 203V202H179ZM191 203V204H190ZM236 203V202H235ZM234 202H233V204H232V206L235 204ZM258 203V202H257ZM259 203L260 204H262V206H263V203H261V201H259ZM2 204H3V202H2ZM5 204V203H4ZM25 204V205H26ZM31 204V203H30ZM30 204H28V205H30ZM33 204H35V203H33ZM41 204V203H40ZM181 204V203H180ZM180 204H178V206H180ZM259 204V205H260ZM27 205V206H28ZM143 205V204H142ZM159 205V204H158ZM160 205H161V203H160ZM225 205H226V203H225ZM241 205V204H240ZM259 205H256V206H258L256 209H259V208H261V207H259ZM23 206H24V204H23ZM22 206V207H23ZM39 206V204L38 205H36V207H37V209L39 208L38 207ZM53 206H54V204H53ZM52 206V207H53ZM146 206H149V205H146ZM175 206V205H174ZM173 206V207H174ZM176 206H177V204H176ZM177 206V207H178ZM227 206H228V203H227ZM229 206L230 207H232L231 206V204H229ZM7 207V208H8ZM30 207H32V206H30ZM51 207V206H50ZM145 207V206H144ZM151 207V206H150ZM161 207H163V205L161 206ZM166 207V208H167ZM177 207H175V208H177ZM1 208V207H0ZM3 208V207H2ZM2 208H1V210H2ZM41 208V207H40ZM164 208V207H163ZM233 208V207H232ZM30 209V208H29ZM33 208H31V211H33L32 210ZM43 209H44V207L42 208V211H43ZM62 209H60L59 211H61ZM64 209L62 210V211H64ZM160 209H162V208H160ZM167 209H169V208H167ZM241 209V208H240ZM244 209V208H243ZM263 209V208H262ZM262 209H260V210H262ZM4 210H5V208H4ZM4 210H2V211H4ZM40 210V212H41V209H39ZM45 210H47V208L45 209ZM163 210V209H162ZM170 210V209H169ZM224 210V211H223ZM228 210V209H227ZM227 210H226V212H227ZM236 210V209H235ZM234 210V211H235ZM0 212V214L1 213H3V212ZM25 211V212H24ZM54 211V210H53ZM58 211V213H60ZM233 211V210H232ZM247 211V210H246ZM24 212V213H23ZM39 212V213H40ZM64 212V213H65ZM150 212V211H149ZM170 212H171V210H170ZM175 212V211H174ZM177 212V211H176ZM175 212V213H176ZM230 212H231V210H230ZM224 213L225 215H229L230 216V218H232L233 216V218H232V220L234 219V218H236V216H235V214H232V212L231 213ZM252 212H254V211H252ZM258 210H257V213H256V215L258 214ZM32 213H34V211L32 212ZM41 213H43V212H41ZM45 213H47V212H45ZM53 213H55V212H53ZM65 213V214H66ZM147 213V212H146ZM263 213H264V211H263ZM28 214V213H27ZM26 213H25V215H27ZM52 214V213H51ZM230 214H232V215H230ZM251 214V213H250ZM260 214L261 215H259V216H261L262 217V212H260ZM30 215V214H29ZM31 215H33V214H31ZM41 216H43V219H44V215L43 214H40ZM54 215V214H53ZM59 215V214H58ZM22 216H24V215H22ZM36 216V215H35ZM61 216V215H60ZM226 217L225 218V220H224V217ZM232 216V217H231ZM240 216V215H239ZM248 216V215H247ZM258 216V217H259ZM25 217V216H24ZM28 217V216H27ZM56 217V216H55ZM59 217V216H58ZM179 217V218H178ZM194 217V218H193ZM260 217V218H261ZM1 218H2V215H1ZM5 218V219H6ZM19 219V221H21V222H18L16 219ZM29 218V217H28ZM30 218H33L34 219V217H31L30 216ZM42 218V217H41ZM40 217H39V219H37L36 220V218H35V221L33 220V222H36V226H34V227H36L35 229H36V231H33V233L35 234V236H34V240H35V242H38V240L39 239H41L40 238V230H42V232H44L43 230H45L44 229V227H43V225L45 224V222H42V219H41ZM45 218H46V215H45ZM49 218H50V216H49ZM245 218H247V217H245ZM264 218V217H263ZM25 219V218H24ZM51 219L53 220V218L51 217ZM56 219H58V218H56ZM253 220H252V223H253V221H256V222H258V219L256 220L255 218H252ZM52 220H50V221H52ZM118 220V221H117ZM251 220V219H250ZM261 220H263V219H261ZM44 221H46V219L44 220ZM55 221V220H54ZM239 221V220H238ZM11 222V221H10ZM17 222H18V224H17ZM255 222V224H257ZM47 223V222H46ZM49 223V222H48ZM165 223H167V224H165ZM259 223V222H258ZM263 221H262V226H259V224H261V223H259L258 225H256V227L258 226V228L259 227H261L260 229H255L254 231H255V233H253V235L252 236H254V234L256 235V237H257V239H256V242H259V241H262V238H263V236L261 235V233H259L260 232V230L262 229V227L264 228V226H263ZM2 224V223H1ZM55 224H56V222H55ZM54 224V225H55ZM229 224V223H228ZM7 225V224H6ZM33 225H35V224H33ZM227 225V224H226ZM238 225V224H237ZM8 226V225H7ZM30 226V225H29ZM28 226V227H29ZM56 226V225H55ZM58 226V225H57ZM63 226V225H62ZM231 226V225H230ZM3 226H1L0 225V228H2ZM20 227V226H19ZM33 227V226H32ZM33 227V228H34ZM47 227L48 226H46V229H47ZM164 227H171V228H168L167 230H169V231H166L165 230V228ZM237 227V226H236ZM6 227H4L3 229H5ZM21 228V227H20ZM49 228V227H48ZM53 228V227H52ZM150 228V227H149ZM230 228H232V227H230ZM254 228V227H253ZM252 228V229H253ZM2 229V230H3ZM24 229H25V227H24ZM24 229H23V231H24ZM34 229V230H35ZM57 229V228H56ZM60 229V228H59ZM228 229H229V227H228ZM29 230V229H28ZM32 230V229H31ZM31 230H29V231H31ZM51 230V229H50ZM52 230H54V229H52ZM87 230H88V233H86L87 232ZM237 230V229H236ZM264 230V229H263ZM7 231H9V230H7ZM28 231V233H30ZM46 231H48V230H46ZM0 232H2V231H0ZM4 232V231H3ZM32 232V231H31ZM58 232H57V234H58ZM153 232V233H154ZM238 232V231H237ZM242 232H244V231H242ZM7 233V232H6ZM22 233V232H21ZM20 233V234H21ZM55 233V232H54ZM143 233V232H142ZM149 233V232H148ZM152 233V232H151ZM230 233V232H229ZM236 233V232H235ZM247 233H249V232H247ZM259 233V234H258ZM4 234V233H3ZM31 234V233H30ZM88 234V235H87ZM150 234V233H149ZM238 234V233H237ZM22 235V234H21ZM51 235V234H50ZM56 235V234H55ZM59 235V234H58ZM91 235V236H92ZM147 235V234H146ZM153 235V234H152ZM6 236V237H7ZM149 236H151V234L149 235ZM148 236V237H149ZM248 236V235H247ZM3 237V236H2ZM59 237V236H58ZM227 237V236H226ZM3 238H5V237H3ZM23 237H20V239L21 240H23L22 239ZM30 238H31V236H30ZM60 238V237H59ZM58 238V239H59ZM62 238V237H61ZM71 238V239H70ZM97 238H96V240H97ZM139 238V237H138ZM152 238H154V237H152ZM246 238V237H245ZM250 238V237H249ZM43 239V238H42ZM55 239H57L56 237H55ZM54 239V240H55ZM66 239V240H65ZM160 239V240H159ZM20 240V241H21ZM27 240V239H26ZM62 240H63V238H62ZM246 240V239H245ZM248 240V239H247ZM254 240V239H253ZM263 240H264V238H263ZM1 241V240H0ZM3 241V240H2ZM24 241V240H23ZM41 241V240H40ZM57 241V240H56ZM117 241V242H118ZM135 241V242H134ZM145 241V240H144ZM150 241V240H149ZM22 242V241H21ZM27 242H30V241H27ZM42 243H43V241H41ZM54 242V241H53ZM58 242H59V244L61 243V244H64V243H62L61 242V240H58ZM57 242V243H58ZM69 242H66V243H69ZM88 242V241H87ZM90 242H92V241H90ZM3 243V242H2ZM20 242L18 241V244H19ZM24 242H22V243H20V245H22ZM33 243V242H32ZM31 243V244H32ZM39 243V242H38ZM37 243V244H38ZM116 242H113V245L115 244ZM148 243V242H147ZM146 243V244H147ZM152 243H153V241H152ZM223 243H225V244H223ZM17 244V245H18ZM25 244H26V242H25ZM44 244V243H43ZM53 244V243H52ZM58 244V245H59ZM87 244V243H86ZM90 244V243H89ZM89 244H87L88 246H89ZM92 244H93V242H92ZM96 244V243H95ZM94 244V245H95ZM107 244V247L109 246L108 244L109 243H106ZM117 244V243H116ZM140 244H143V241H142V243H140ZM228 244V243H227ZM2 244H0V247H4V245L3 246H1ZM35 245V244H34ZM33 245V246H34ZM40 245V244H39ZM48 245H50V244H48ZM54 245L55 244H53L52 246L54 247ZM66 245H68V244H66ZM65 245V246H66ZM112 245V243H111V246H113ZM143 245H145V244H143ZM153 245V246H154ZM230 245H232V244H230ZM25 247H27L26 245H24ZM23 246V248H25ZM31 246V245H30ZM32 246V247H33ZM41 246V245H40ZM56 247H59V246H57V244L55 245ZM100 246V245H99ZM98 246V247H99ZM103 246V245H102ZM239 246V244L236 246V247H238ZM246 246V245H245ZM244 246V247H245ZM258 246V248H256V247H251V249L249 250L250 251V261L251 262H249V263H251V264H254V263H252V261L253 262H255L256 261V259L257 258H259L260 259V249L259 248H261V246L260 245H257ZM260 246V247H259ZM17 247V248H16ZM31 247V248H32ZM45 247H48V246H45ZM55 247V248H56ZM64 247V246H63ZM67 247V246H66ZM90 247V246H89ZM105 247V246H104ZM106 247V248H107ZM124 247V248H125ZM139 247V248H138ZM143 247H145V246H142V248ZM152 247V245L149 247V248H151ZM230 247V246H229ZM240 247V246H239ZM10 248V247H9ZM21 248H22V246H21ZM34 248H35V246H34ZM44 248V247H43ZM51 248V247H50ZM62 248V247H61ZM65 248V247H64ZM78 248H77V250H76V252L78 251ZM95 248H97V247H95ZM94 246H93V252L95 253V251H94ZM123 248V249H124ZM135 248V250H136V252L138 253V254H143L144 252H146V247H145V249H143L142 251H140V245L139 246H137V247H134ZM133 248V249H134ZM137 248V249H136ZM233 248V247H232ZM7 249V248H6ZM48 249V248H47ZM52 249V248H51ZM50 249V250H51ZM59 249V248H58ZM58 249H56V251L58 250ZM68 249V248H67ZM88 249V248H87ZM98 249H100V248H98ZM114 249V248H113ZM116 249V248H115ZM118 249V248H117ZM151 249H153V248H151ZM150 249V250H151ZM246 249H249L248 248V246H247V248ZM43 250H45V249H43ZM62 250V249H61ZM64 250V249H63ZM89 250H91V249H89ZM121 250H122V247H121ZM132 250V249H131ZM131 250H129V251H131ZM149 250V249H148ZM226 250V251H225ZM233 250V249H232ZM232 250H230V251H232ZM245 250V249H244ZM20 251V250H19ZM53 251V250H52ZM55 251V250H54ZM53 251V252H54ZM60 251V249L58 250V252ZM67 251V250H66ZM101 251H102V249H101ZM116 251V250H115ZM133 251V250H132ZM234 251V250H233ZM232 251V254H235L234 252L236 251H234L233 252ZM261 251H262V255H263V252H264V250H262L261 249ZM21 252V251H20ZM19 252V253H20ZM40 252V251H39ZM48 252H49V250H48ZM87 252H89V251H87ZM91 252L92 251H90L89 253L91 254ZM105 252V251H104ZM109 252H110V250H109ZM108 252V253H109ZM111 252H113V251H111ZM111 252H110V256H112L111 258H113L114 259V261H115V257H113V255H114V253L111 255ZM160 252V251H159ZM237 252V251H236ZM248 252V251H247ZM22 253V252H21ZM41 253H43L42 252V250H41ZM46 253V252H45ZM60 253V252H59ZM59 253H56V254H59ZM61 253H62V251H61ZM66 253V252H65ZM68 253V252H67ZM68 253V254H69ZM73 253V252H72ZM72 253H70V254H72ZM75 253V252H74ZM73 253V254H74ZM78 253V252H77ZM107 253V257L109 258L110 256H108L109 254ZM119 253H120V251H119ZM126 253V252H125ZM132 253V252H131ZM134 253V252H133ZM148 253V252H147ZM153 253V252H152ZM151 253V254H152ZM161 253V252H160ZM246 252H244V254H245ZM49 253H47L46 255H48ZM56 254H55V252H54V254H53V256H56ZM76 254V253H75ZM81 254V255H82ZM148 254H150V252L148 253ZM154 254V253H153ZM158 254V253H157ZM231 254V256H233V258H234V255H232ZM25 255V254H24ZM39 255H40V253H39ZM50 255H52V254H50ZM49 255V256H50ZM62 255H64L65 256V254H63L62 253ZM78 255V254H77ZM77 255H74V256H76L75 258H79L81 255H79V257H77ZM87 255V254H86ZM86 255H84L85 256V258L87 257ZM94 255V257L96 256V255H100V256H103V255H101V252L100 253H96V255L95 254H93ZM92 255V256H93ZM120 255V254H119ZM123 255V254H122ZM130 255V254H129ZM128 255V256H129ZM236 255H238V254H236ZM247 255V254H246ZM0 256H2V257H4L3 255H0ZM42 256H44L43 254H42ZM52 256V257H53ZM59 256V255H58ZM69 256V255H68ZM73 256V257H74ZM91 256V255H90ZM90 256H89V258H90ZM116 256V255H115ZM123 256H125V255H123ZM134 256V255H133ZM145 256H147V254L146 255H143L142 257L144 258ZM226 256V257H225ZM35 257V256H34ZM71 257V256H70ZM69 257V258H70ZM104 257H105V255H104ZM120 257V256H119ZM140 257H141V255H140ZM149 257H151V256H149ZM158 257V258H157ZM236 257H239V256H236ZM249 256L247 255V257L246 258H248ZM263 257V256H262ZM39 258H43L44 260H45V257H39ZM49 258V257H48ZM61 258V257H60ZM84 258V259H85ZM100 258V257H99ZM102 258L101 257V259H98V257L96 258L97 260H95L94 261V258H93V261H94V263H93V261L91 262L92 264H103L102 262L103 261H105V263L104 264H108V263H110L111 261H113V260H111L110 261V259L111 258ZM134 258V257H133ZM133 258L130 260V259H127L128 261L130 260V263L129 264H131V262H132V260H133ZM136 258H138V259H141V258H139V255H138V257L136 256ZM146 258H148V256L146 257ZM146 258H144L145 259V262H147L146 260ZM155 258H156V260H155ZM264 258V257H263ZM1 259V258H0ZM3 259V258H2ZM23 259H25V258H23ZM27 259H30V258H27ZM32 259V258H31ZM36 259V258H35ZM51 259V258H50ZM49 259V260H50ZM87 259H88V257H87ZM86 259V260H87ZM106 259V260H105ZM117 259V258H116ZM231 260H232V258H230ZM230 259L228 258V261L230 262ZM26 260V259H25ZM24 260V262H26ZM34 260V259H33ZM41 260V259H40ZM39 260V262H41ZM44 260H43V262H44ZM49 260H45V261H49ZM66 260V259H65ZM73 260V262H71V263H76L75 262V259H72ZM83 260V259H82ZM88 260H91V259H88ZM117 260H119V259H117ZM115 261L116 263L115 264H123V262L122 261ZM121 260V259H120ZM127 260H125V261H127ZM136 260V261H135ZM135 260H133V261H135V263L137 262H139V260H137V259H135ZM235 260H239V259H235ZM235 260H232L233 262L235 261ZM263 259H260V262L262 261ZM36 261H38V260H36ZM55 261V260H54ZM59 261V260H58ZM61 261H62V259H61ZM113 261V262H114ZM42 262V263H43ZM65 262V261H64ZM70 262V261H69ZM68 262V263H69ZM82 262V261H81ZM263 262H264V260L261 262L262 264H263ZM27 263H29V261H27ZM33 263H35V261L33 262ZM45 264L47 263V262H44ZM67 263V262H66ZM66 263H64V264H66ZM67 263V264H68ZM83 263V262H82ZM87 263H89V261H87ZM87 263H83V264H87ZM126 263V262H125ZM238 264V262H235V264ZM259 263V262H258ZM25 264V263H24ZM36 264V263H35ZM40 264V263H39ZM60 264V263H59ZM77 264H80V260L78 261V263ZM111 264H112V262H111ZM132 264H134V263H132ZM139 264V263H138ZM140 264H141V262H140ZM234 264V263H233Z\"/></svg>", "mask_w": 264, "mask_h": 264}, {"label": "rangeland", "instance_id": "obj_2", "mask_svg": "<svg viewBox=\"0 0 264 264\" xmlns=\"http://www.w3.org/2000/svg\"><path fill=\"white\" fill-rule=\"evenodd\" d=\"M14 1V0H13ZM13 1L12 0H0V26H3V27H5V29L4 28H2V30L3 31H5V33H7V35H8V37H11V39L14 41V43H17V46H19V47H21V45H22V47L24 48V51H25V54L26 55H28V57H30V58H27V59H30V61H29V63H30V67L29 68H32V69H29V75H34L33 76V78H35V79H33V80H37L38 81V76L37 75H39L40 77H42V78H44V79H42V78H40L39 77V79H40V83H37L38 85L39 84H41V85H39V86H37L39 89H40V87H42V91L41 90H39V91H41V93L42 92H44V91H46V88H48V90H50L51 88V90H53V91H59V92H61V91H63V95H64V91L65 92H67V91H69V92H71V94L70 95H68V94H65L63 97H61V98H59V99H56L55 97H54V94L52 95V97H53V99H56L57 101H59V103L57 104V107L60 105H62L63 103L61 102V101H66L65 102V104L63 105V106H65V107H63V110H64V108H65V111L67 110V112H71L72 114L69 116V117H71V116H73V112H72V108H71V104H70V102H71V97H73V98H75L78 102H80L81 104H82V106H84V107H88V109H91V108H93L94 110H97V112L99 111H101V112H103V111H105V108L107 107L108 108V105L109 106H111L112 104H114V101H113V99L110 101L109 100V97L111 98H113V96L115 95V93H113L114 95H112V96H110L112 93H111V91L113 92L117 87H119V88H117L116 90L117 91H119V90H121V91H119V93H121V92H123V94H125V93H128V91L130 90V92L128 93L129 95L130 94H132V96L135 94L134 92H132V91H137L136 93H138V94H135L134 95V99L135 100H137L138 98H140L141 100H143V102H145L146 100H148V101H150V103H151V100L153 99V97L152 96H154L155 94H156V96H157V93H158V98H155V99H153L152 100V102L155 100V102H153L154 103V105H153V103H151L152 105H153V107L156 105V104H158V107L160 106L161 107V105H159V104H162V103H164V102H166L168 99H167V97H165L166 96V93H168L167 91H169V89H170V87H171V89H170V91H171V93L169 94V96L171 95V94H174V95H176V97H175V99L173 100L174 102H170V100L169 101H167L166 102V104L168 105V106H170L168 109H170L172 106V104H174V103H176V101H177V103L179 102L180 103V99L182 100L183 99V97L182 96H180V95H188V96H190V98H184V99H187L188 100V102H186L187 100H185L184 102H186V103H188V104H185V105H183L184 104V102L182 101V103H180V104H178L179 106H174L175 107V109H174V107H172V109H170V110H172V112H174V110H175V113H176V110L178 109V108H180V106H181V104H182V106H181V109H183V108H186V105H188L187 106V108H188V111L189 110H191L192 111V109H189V106H191V104H193L192 106H191V108L193 107V109L195 110V112L194 113H192L191 111H190V125L192 126L193 125V123H194V125L193 126H195V124L197 123V125L195 126L196 127V129L197 130H199L200 132H197L196 131V129H195V133L193 132L194 130H191L192 132H191V134H193L194 133V136L192 135L191 137H193V141H194V143H196V142H198L197 144H194V143H192V145L191 144H189V143H191V142H193L191 139H190V141H188V139L185 141V144H184V146L182 145V147H183V149H181L182 147H180V145H178L177 146V143H179L180 141H181V139H179L178 137H180L179 135H177L178 137H176V140L178 141H176V142H173V141H171V143H170V141H168L169 143H170V145H173L174 143H176V148L177 147H179V149H181V150H183L182 152L183 153H188V155L190 156V157H188V155L186 154L185 155V158H184V156H183V159L187 162H185L182 158V160L180 159L179 161H177V162H175L174 164H173V166L177 163L180 167H178V165L177 166H175V167H173L174 169L176 168V171H177V169L179 168V170H181V168L183 169V166H184V168H188V169H190V170H192V168L193 167H195L196 165L197 166H199V165H201V163L203 164V162H202V159H199L200 157L201 158H203V156H205V155H203V154H206V156L205 157H207V155L209 154V155H216L217 157H219V161H220V163H221V166H222V173H223V181H222V185H221V189L224 191L223 193H222V191H221V189H220V192H221V197L223 198L224 197V195L223 194H225V198L224 199H226V200H222L223 201V209L225 210H223L224 211V213L226 214H228L229 212H230V210H231V212H232V214H235V216H236V218H234L233 220H232V218L234 217H232V218H230V216L229 215H225L224 213H223V215L224 216H228L227 217V219H229V220H225V218L226 217H224V220H225V225H224V236H225V238H223V239H225L226 241H224L225 243H223V244H225L224 245V249H225V247H228L226 250H228V249H230V250H236L234 253L235 254H232V251H230V250H228V252H226V253H231L232 255H234V258H233V256H231V254H230V256H228V258L230 259V258H232V260H235V259H239L238 261L237 260H235L234 262L230 259V262L228 261V258L226 259V262H228V263H234L235 264V262H238V264H251V263H249V262H251L250 260V249H251V247H256V248H258V246L257 245H260L261 246V248H259L260 249V259H263L264 260V252H263V255H262V251H261V249L262 250H264V240H263V238H264V228L262 227V229L260 230V232L259 233H261V235L263 236V238H262V241H259V242H256V239H257V237H256V235L254 234V236H252L253 235V233H255V229H257L258 228V226L256 227V225H258L259 223H261V224H259V226H262V221L264 222V213H263V211H264V168L263 169H261L262 167H264V141H263V145H261L260 144V139L262 140V138H263V140H264V137H262L263 135H264V133H263V131L264 130H262L261 128H263L264 129V111H263V113H262V110H264V109H262V108H264L263 106V102H264V85H262L263 83H261L262 81H264V76H263V72H264V69L261 67V65L263 64V62H264V60H263V57H259L260 59H262L263 61L261 62V60L259 59V61H256V62H261V64L259 65V67H261L262 69H263V72L261 71V75L259 74V70H262V69H259V67H258V64L256 63V64H254L253 62H252V64H251V67H250V64L248 63V65H245V64H247V61L249 60V59H246L245 57H247V58H249V56H250V59H252V55H253V50H254V48H255V46L256 45H261V43H258L257 41L255 42H253L252 43V41H250L251 39L253 40L254 38H256L257 36H258V39L260 38V36H262L263 34H264V32L263 33H260V35L258 34V28H260V27H258L262 22H260V20L262 21V19H260V18H258L259 16L258 15H262V18H263V12H264V7H263V5H264V3H263V5H259L258 3H262L264 0H261V2L259 1V0H257V1H259V2H257V1H255V0H170V2H168L169 0H127L124 4L122 3H114L113 2V0H105V3H104V8L106 9V11L112 16H110V15H108V13L106 12L105 14L106 15H103L104 17H102V18H99V19H93V17H91V16H88L89 14L87 13V12H84V13H76V12H74V13H71V12H66L65 11V9H66V7L68 8V9H71V8H74V10L76 9V10H78V9H81V11H82V9L86 6L85 4H83V3H80V5H78L77 3H72V5L71 6H69V0H63V3H61V1L60 0H51V1H49V0H36V2H34V3H31V2H29V4H28V8H26V9H28V10H26V9H22V8H20L21 6H20V4H18L20 1H22V0H17L18 1V3L15 1V3L16 4H14L13 3ZM53 1H55L56 3H53ZM57 1H60V2H57ZM65 1H68V2H65ZM111 1H112V3H111ZM136 1V2H135ZM142 1V2H141ZM162 1H164V3L165 4H168L167 6L162 2ZM172 1V2H171ZM221 1V2H220ZM227 1V2H226ZM48 2V3H47ZM65 2V3H64ZM88 2V1H87ZM91 2V1H90ZM147 2V3H146ZM162 2V8H161V5H160V3ZM53 3V4H52ZM57 3H60L59 5L57 4ZM143 3V4H142ZM149 3V4H148ZM156 3H158V4H156ZM173 3H175L174 5L175 6H173ZM194 3H195V6H194ZM196 3H197V5H196ZM236 3H238V5L236 4ZM241 3V4H240ZM245 3V4H244ZM253 3H257V6H262V7H260L259 9H261V8H263V9H261V10H263V11H261V10H258V7L256 8V6H254L253 7ZM17 4H18V6H20V7H18L17 6ZM46 4H47V6H46ZM57 4V5H56ZM81 4H82V6H81ZM126 4H128V5H126ZM131 6H130V5ZM152 6H151V5ZM182 4V5H181ZM231 4H233V6L231 5ZM254 4V5H255ZM48 5H51V6H49V8L50 9H52L53 8V5H54V7L56 6L57 7V9H55V8H53V14L51 13V10L49 9H46L47 7H48ZM63 5V6H62ZM114 7H118V9H111L113 6ZM135 5V6H134ZM149 5V6H148ZM158 5H160V7L158 6ZM191 5V6H190ZM206 6L205 8H204V6ZM244 5V6H243ZM31 6V7H30ZM112 6V7H111ZM125 6V7H124ZM130 6V7H129ZM145 6H148V8L147 7H145ZM151 6V7H150ZM156 6H158V7H156ZM165 6V7H164ZM171 6V8H169ZM172 6L174 7V9H172ZM183 6V7H182ZM226 6V7H225ZM232 6V7H231ZM239 6H241V7H239ZM251 6V7H250ZM60 7V8H59ZM61 7H62V9H61ZM79 7V8H78ZM113 7V8H114ZM120 7H121V9H120ZM154 7V8H153ZM164 7V8H163ZM196 7V8H195ZM237 7H238V9H237ZM245 7V9H243ZM30 8V9H29ZM62 11H60L59 12V9ZM78 8V9H77ZM125 8V9H124ZM158 10H157V9ZM167 8H169V9H167ZM209 8V9H208ZM225 8H227L226 10H225ZM230 8V9H229ZM231 8H232V10H231ZM235 8V9H234ZM239 8H241V10H239ZM255 9V11H257V13H258V17H256V15H253V13H252V11L254 12V10L253 9ZM20 9L21 10H25V11H23V13L22 14H18L19 13V11H20ZM110 9H111V11H110ZM120 9V10H119ZM151 9L153 10V11H151ZM165 9V10H164ZM205 9V10H204ZM221 9H223V10H221ZM257 9V10H256ZM19 10V11H18ZM56 10H58L57 12H56ZM170 10H171V12H170ZM189 10V11H188ZM239 10V11H238ZM50 11V12H49ZM110 11V12H109ZM207 11V12H206ZM228 11V12H227ZM230 11V12H229ZM235 11V12H234ZM251 11V12H250ZM54 12H56V13H54ZM124 12H126V13H124ZM163 12V13H162ZM167 12V13H166ZM185 12V13H184ZM197 12V13H196ZM233 12V13H232ZM237 12V13H236ZM261 14H260V13ZM35 13H39V14H43V15H41V21H42V18H43V16L45 17V18H43V21H42V23H43V26H42V32H40V33H36V32H34L33 30H32V28H31V23H32V19H33V15L35 14ZM86 13V14H85ZM116 13H118V14H116ZM235 13H236V15H235ZM255 13V12H254ZM257 13H255V14H257ZM85 14V15H84ZM165 14H167V15H165ZM178 14H179V16H178ZM243 14V15H242ZM18 15V16H17ZM59 15V17H57ZM185 15V16H184ZM193 16V17H189V16ZM51 16H53V18L51 17ZM65 16V17H64ZM166 16H168L167 17V20L165 19V17ZM177 16V17H176ZM227 16H228V18H227ZM247 16H249L250 18H246ZM254 18V17H256V21L257 20H259L258 22H259V25H256L257 23L256 22H252V21H255V18L253 19L252 17ZM61 17V18H60ZM126 17V18H125ZM135 17V18H134ZM141 17V18H140ZM160 19H159V18ZM176 17V18H175ZM180 17H183V19L182 18H180ZM188 17V18H187ZM243 17H245L244 19H243ZM54 18L56 19L55 21H54ZM59 18V19H58ZM73 18V19H72ZM111 18H113V20L111 19ZM119 18H121V19H126V20H133V23L132 24H129V22H126L127 23V25H125L124 26V28L122 27V28H116L117 26H116V22L118 21V20H120ZM164 18L165 19V21H164V19L162 20V19ZM180 18V19H179ZM193 18V19H192ZM23 20V22H21L22 20ZM72 19V20H71ZM115 19V20H114ZM155 19V20H154ZM168 19H170V20H168ZM171 19L174 21H171ZM178 19L180 20V21H178ZM226 19V20H225ZM227 19L229 20V22L227 21ZM235 19V21H233ZM252 19V20H251ZM112 20V21H111ZM175 20H176V23H175ZM186 20H187V22H186ZM224 22H223V21ZM251 20V21H250ZM169 21H170V23H171V25H169L168 23H169ZM181 21H183V22H181ZM188 21H189V23H188ZM194 21V22H193ZM198 21V22H197ZM227 23H226V22ZM238 21V22H237ZM241 21H243V22H241ZM58 23V25H62V24H66V26H67V28H69V25H70V30H72V32L73 31H76V33H74V35H72L73 37H71V38H66V39H64L65 37L61 34V28L58 26V25H54V24H52V23ZM67 22V23H66ZM115 22V23H114ZM180 22H181V25H180ZM222 22V23H221ZM233 22H235L234 24H237V25H239L238 27L237 26H235L234 24H233ZM241 22V24H238V23H240ZM263 22H264V20H263ZM69 23V24H68ZM114 23V24H113ZM183 23H184V25H183ZM187 23V24H186ZM192 23H193V26H192ZM194 23H195V25L196 26H194ZM221 23V24H220ZM225 23V24H224ZM243 23H246V25L245 24H243ZM256 23V24H255ZM26 24V25H25ZM112 24V25H111ZM228 24V25H227ZM54 25V26H53ZM85 25V26H84ZM111 25V26H110ZM173 25V26H172ZM191 27H190V26ZM223 25V26H222ZM242 25V26H241ZM263 25V24H262ZM261 25V26H262ZM53 26V27H52ZM74 26H75V28H74ZM110 26V27H109ZM134 26V27H133ZM176 26V27H175ZM178 26V27H177ZM180 26H182V27H180ZM217 26V27H216ZM227 26V27H226ZM231 26V27H230ZM233 26V27H232ZM244 27V29L243 28H241V27ZM256 26H257V28H256ZM57 27V28H56ZM78 27V28H77ZM202 27H203V29H202ZM220 27V28H219ZM222 27V28H221ZM235 27V28H234ZM72 28V29H71ZM81 28V29H80ZM106 28V29H105ZM111 28V29H110ZM116 30H115V29ZM142 28V29H141ZM148 28V29H147ZM183 28V29H182ZM200 28V29H199ZM206 28V29H205ZM229 28V29H228ZM253 28H255V33L257 32V35H255V37H254V33L252 34V31H254V29ZM61 29V30H60ZM85 29V30H84ZM90 29V30H89ZM105 29V30H104ZM140 29V30H139ZM187 29V30H186ZM191 29V30H190ZM231 29H233V30H231ZM262 31H264V25H263V27H262ZM55 30H56V32H58V33H60L61 35H59L58 33H55ZM111 30V31H110ZM204 30H205V32H204ZM238 30H240V31H238ZM248 30V31H247ZM250 30V31H249ZM44 31V32H43ZM78 31H79V33H78ZM146 31H147V33H146ZM149 31V32H148ZM208 31V32H207ZM246 31V32H245ZM260 31V30H259ZM125 32V33H124ZM160 32V33H159ZM192 32V33H191ZM193 32H194V35H193ZM196 32V33H195ZM199 32V33H198ZM230 32V33H229ZM236 32V33H235ZM244 32V33H243ZM250 32H251V34H252V36H251V34H250ZM1 33H4V32H1ZM122 33V34H121ZM203 35H202V34ZM206 33V34H205ZM242 33H243V36H241L242 35ZM60 36H58V35ZM151 34V35H150ZM188 34V35H187ZM201 34V35H200ZM231 34V35H230ZM248 34H250V35H248ZM262 34V35H261ZM10 35V36H9ZM158 35V36H157ZM169 35V36H168ZM191 35V36H190ZM205 35V36H204ZM63 36V37H62ZM166 36V37H165ZM196 36V37H195ZM199 36V37H198ZM234 36V37H233ZM241 36V37H240ZM247 36V37H246ZM264 36V35H263ZM120 37V38H119ZM134 37V38H133ZM167 37H169V39H167ZM192 37V38H191ZM207 37V38H206ZM226 37V38H225ZM232 37V38H231ZM240 39H239V38ZM243 37V39H244V41H243V39H241ZM252 37H254V38H252ZM60 38V39H59ZM63 38V39H62ZM160 38V39H159ZM197 40H196V39ZM246 38V39H245ZM248 38H249V40H248ZM264 38V37H263ZM59 39V40H58ZM88 40L89 42H87L86 44H84V42H85V40ZM166 39V40H165ZM192 39V40H191ZM193 39H195V40H193ZM198 39H200V41L198 40ZM206 41H205V40ZM214 41H213V40ZM238 39V40H237ZM257 39V40H258ZM262 39V38H261ZM1 40V39H0ZM46 40V41H45ZM62 40L64 41V42H69V45L70 46H72V51L70 50V53H69V50L67 51L66 50V48L65 47H63V43H62ZM141 40V41H140ZM167 40H169V41H172L171 43H169V42H167ZM202 40V41H201ZM212 40V41H211ZM233 40V41H232ZM260 40V39H259ZM258 40V41H259ZM158 42V43H156V42ZM163 41V42H162ZM198 42V43H196V42ZM264 41V40H263ZM63 44H61V43ZM155 42V44L154 45H156L157 46V48L158 49H162L161 50V54L163 53V54H165L163 57H164V59L165 60H163L162 62L160 61V62H155L156 64L155 65H153L152 63V61L150 60V57H148L149 56V45H150V43H154ZM195 44H194V43ZM201 42H202V45H203V47H202V45H201ZM212 42H214V43H212ZM230 42V43H229ZM241 42V43H240ZM246 42H248V43H246ZM261 42V41H260ZM22 43V44H21ZM27 43V44H26ZM127 43H129V44H127ZM136 43V44H135ZM199 43H200V45H199ZM219 43V44H218ZM250 43H251V50H252V52H251V50L249 49V47H250ZM1 44V43H0ZM40 44V45H39ZM138 44V45H137ZM161 45V47L159 48V46ZM173 44V45H172ZM230 44V45H229ZM240 44H241V46H243V48H241V46H240ZM253 44H255V46H254V48H252V45ZM33 45V46H32ZM37 45H39V46H37ZM62 45V46H61ZM196 45H199V47H197ZM244 45H246L247 47L245 48L244 47ZM249 45V46H248ZM264 45V43H262V45L261 46H263ZM28 48H27V47ZM95 46V47H94ZM171 46V47H170ZM181 46V47H180ZM235 46V47H234ZM240 48H238V47ZM258 47V46H256V48H258V50L257 51H259L260 50V48H262V47ZM21 47V48H22ZM35 47V48H34ZM36 47H38V49L36 48ZM139 47V48H138ZM141 47V48H140ZM143 47H146V48H143ZM202 48L201 50L199 49V48ZM54 48V49H53ZM103 48V49H102ZM148 48V49H147ZM164 48V49H163ZM233 48H234V50H233ZM236 48V49H235ZM247 48H248V50H247ZM26 49V50H25ZM41 49V50H40ZM47 49V50H46ZM89 49V50H88ZM118 49V50H117ZM147 49V50H146ZM203 49H206V50H204V51H206V53H207V51L210 53V55L208 56V55H206V53L203 51ZM215 49V50H214ZM29 50V51H28ZM30 50H32V51H30ZM49 50V51H48ZM213 50V51H212ZM243 50H245V52L243 51ZM26 51H27V53H26ZM82 52V54L84 55H88V57H84V59L83 58H81V56H76V59L73 57V56H75V54L76 53H78V52ZM145 51V52H144ZM146 51H147V53L148 54H146ZM180 51H182L183 53H181ZM216 51V52H215ZM235 51H236V54L238 53V55L240 54V53H242V51L244 52V54L242 53L241 54V56H243V57H241L240 55V58H236V54H235ZM240 51V52H239ZM256 51V52H257ZM260 51H262V50H260ZM263 51H264V48H263ZM29 52H31V53H29ZM84 52V53H83ZM86 52L88 53V54H86ZM114 52H115V54H114ZM143 52L145 53V54H143ZM186 52V53H185ZM215 52V53H214ZM231 52V53H230ZM246 52H250V54L248 53V55L246 54ZM133 53H134V55L136 54V53H138V54H136V56H134L133 55ZM140 53H141V55H140ZM169 53V54H168ZM172 53H174V54H172ZM190 53V54H189ZM211 53H213V56L211 55ZM252 53V54H251ZM70 54V55H69ZM121 54V55H120ZM128 54L130 55V56H128ZM170 54H172V55H170ZM177 54V55H176ZM179 54V55H178ZM185 54V55H184ZM206 56H208V57H206ZM220 54V55H219ZM254 54H255V52H254ZM256 54H258L257 56H261V54H259V53H256ZM256 54H255V56H256ZM33 55V56H32ZM82 55V56H83ZM107 55V56H106ZM168 57H167V56ZM190 55V56H189ZM204 55V56H203ZM232 55V56H231ZM236 55V56H235ZM246 55V56H245ZM127 56V57H126ZM142 56V57H141ZM173 57V56H175L174 58H171V57ZM177 56V57H176ZM179 56L181 57L180 59L181 60H179ZM184 57V59H183V57ZM188 56V57H187ZM217 56V57H216ZM220 56V57H219ZM254 55H253V58L255 57ZM262 56H264V53L262 54ZM80 59H79V58ZM136 57V58H135ZM137 57H139V58H137ZM187 57V58H186ZM204 57V58H203ZM210 57H211V59H210ZM214 59H213V58ZM31 58H32V60H31ZM126 58V59H125ZM130 58V59H129ZM177 58H178V60H177ZM191 58H193V59H191ZM205 58H208V59H205ZM220 58V59H219ZM244 58V59H243ZM257 58V57H256ZM128 59V60H127ZM196 60V62H195V60ZM210 59V60H209ZM219 59V60H218ZM223 59V60H222ZM232 59V60H231ZM247 61H246V60ZM123 60V61H122ZM125 60V61H124ZM171 60V61H170ZM185 60H186V62H185ZM191 60V61H190ZM194 60V63L192 62ZM206 60H209V61H206ZM214 60V61H213ZM238 60V61H237ZM243 62H242V61ZM256 60V59H255ZM258 60V59H257ZM129 61V63H127V62ZM143 61V62H142ZM147 61V62H146ZM174 61V62H173ZM222 63H220V62ZM232 61V62H231ZM239 63L240 62V64H238L237 62ZM244 61L246 62V63H244ZM250 61V60H249ZM248 61V62H249ZM251 61H253V60H251ZM250 61V62H251ZM36 62V63H35ZM120 62V63H119ZM126 62V63H125ZM147 63V65H145V66H143L144 64H146ZM151 62V63H150ZM166 63V64H164V63ZM168 62V63H167ZM209 62V63H208ZM213 62H214V64H213ZM236 62V63H235ZM124 63V64H123ZM174 63V64H173ZM180 63V64H179ZM186 64V65H184V64ZM191 63V64H190ZM197 65H196V64ZM242 63H244V65L243 66H240V65H242ZM32 64V65H31ZM85 64V65H84ZM108 64V65H107ZM131 64V65H130ZM168 64V65H167ZM189 64H190V66H192L193 65V67L194 66H197L196 67V70L197 71H195L194 70V68L193 67H190L189 66ZM209 64H210V66H209ZM213 64V65H212ZM219 64V65H218ZM125 65V66H124ZM133 65V66H132ZM176 65V66H175ZM182 65H184L187 69H188V67H187V65L190 67L188 70L186 69V68H184ZM211 65L213 66V68L211 67ZM222 65H224L223 66V68H221L222 67ZM112 66V67H111ZM128 66V67H127ZM178 66H180V67H178ZM221 66V67H220ZM246 66L248 67V68H246ZM135 67V68H134ZM136 67H137V69H136ZM154 67L156 68V69H154ZM160 67V68H159ZM175 67V69L173 70V68ZM112 68V69H111ZM145 68V69H144ZM183 68L184 69H186L185 71H184V73H185V75H187L186 74V72L187 73H192L191 72V70L192 71H194L193 73H192V75L190 76V73L188 74V76H186V77H188V78H184V73H183ZM193 68V69H192ZM238 68H240L239 70H238ZM243 68H244V70H243ZM245 68H246V70H245ZM136 69V70H135ZM143 69V70H142ZM152 69V70H151ZM162 69V70H161ZM222 69V70H221ZM224 69V70H223ZM253 69H255V70H253ZM89 70V71H88ZM156 70V71H155ZM202 70H203V72H202ZM235 70H237V71H235ZM242 70V71H241ZM33 71V72H32ZM88 71V72H87ZM110 71V72H109ZM116 72V75H115V72ZM127 71V72H126ZM145 71V72H144ZM162 71V72H161ZM168 71H170V72H168ZM173 71V72H172ZM182 71V72H181ZM202 73H201V72ZM219 71H220V74H219ZM247 71H251V72H248V73H246ZM253 71H256L257 73H253ZM41 72V73H40ZM46 74H45V73ZM91 72V73H90ZM118 72V73H117ZM125 74H124V73ZM176 72V73H175ZM239 72V73H238ZM244 72H245V74H244ZM0 73H1V70H0ZM35 73H37V75L35 76ZM40 73V74H39ZM86 73V74H85ZM107 73H109V74H107ZM168 73V74H167ZM170 73V74H169ZM182 73V74H181ZM194 73H196L197 75H196V77H198V79H196V80H198V81H196V80H194L195 79V74ZM199 73L201 74V76L199 75ZM41 74H44L43 76L41 75ZM106 74V75H105ZM115 77H119V79H121L120 80V82H118V86L117 87H114V86H111V84H109L110 83V81L111 80H113L114 78H113V76ZM122 76H121V75ZM150 74V75H149ZM160 74V75H159ZM166 74V75H165ZM173 74V75H172ZM177 74V75H176ZM203 74V75H202ZM207 74V75H206ZM223 74V75H222ZM252 76H254V77H250L251 75ZM257 74V75H256ZM259 74V75H258ZM1 75V74H0ZM109 75H110V77H109ZM127 75V76H126ZM129 75H130V77H129ZM162 75V76H161ZM169 75L170 76H172V79H171V77H169ZM176 75V76H175ZM180 75H181V78L183 79L184 78V80H182L181 78H179L180 77ZM222 75V76H221ZM237 75V76H236ZM246 75H248V77L246 76ZM32 76H29V77H32ZM100 78H99V77ZM102 76V77H101ZM160 76V77H159ZM192 76H194L193 78H192ZM205 78H204V77ZM221 76V77H220ZM245 76V77H244ZM258 76V77H257ZM263 77V78H260V77ZM104 77V79H102ZM107 77V78H106ZM120 77H122V78H120ZM127 77H129V78H127ZM132 77V78H131ZM166 77V78H165ZM168 77V78H167ZM189 77H190V79H189ZM201 77L202 78H204V79H202L201 81H200V79H201ZM247 77V78H246ZM249 77H250V79H252V80H250L249 79ZM255 77H257V78H259L257 81H261L262 79V81L260 82L261 84V86H263V88L261 87V86H259V84L257 85V83H255L256 85H254V82H257V81H255L257 78H255ZM73 78V79H72ZM113 78V79H112ZM124 78V79H123ZM134 78H136V79H134ZM148 78H149V80H148ZM150 78H151V80H150ZM153 78V79H152ZM170 78V79H169ZM179 78V79H178ZM225 78V79H224ZM238 78H239V80H238ZM241 78V79H240ZM245 78V81H246V83H245V81L243 80ZM30 79H32V78H30ZM100 79V80H99ZM107 79V80H106ZM109 79V80H108ZM122 79H123V81H122ZM137 79H138V82H136L137 81ZM142 79V80H141ZM160 79V80H159ZM166 79H167V81L169 82V83H167V81H166ZM174 79H175V81H176V79H177V81L178 82H175L174 81ZM247 79V80H246ZM64 80V81H63ZM95 80V81H94ZM127 80H128V83H127ZM134 80H136L134 83H133V81ZM146 80V81H145ZM158 80V81H157ZM193 80V81H192ZM205 80L207 81V82H205ZM250 82H249V81ZM32 81V80H31ZM30 81V82H31ZM35 81H33V82H31V84L32 83H34ZM86 81V82H85ZM101 81V82H100ZM117 81H119V80H117ZM129 81H130V83H129ZM142 81V82H141ZM150 81V82H149ZM181 81L184 83H181ZM188 81V82H187ZM198 82V85H200L198 88H197V83H195V82ZM204 82V83H201V82ZM62 82H64V83H62ZM112 82V81H111ZM124 82H126V83H124ZM146 82V83H145ZM148 82H149V85H148ZM154 82V83H153ZM159 82V83H158ZM182 84V85H179L180 83ZM187 82V83H186ZM43 83H44V85H43ZM84 83V84H83ZM92 85H91V84ZM122 83V84H121ZM124 83V84H123ZM137 83V84H136ZM139 83H140V85H141V87H140V85H139ZM158 83V84H157ZM166 83V84H165ZM186 83V84H185ZM202 85H201V84ZM208 83H211V86H212V84H213V87H215L214 89H216L217 91H218V93H216L217 91L215 90L214 91V93L216 94V95H219V92H220V94L221 95H219V96H221V97H219V96H216V98H214V94L212 95V93H213V91L212 92H210V90H212L213 88H211V86H210V88L207 86V84ZM249 83V84H248ZM253 83V84H252ZM52 84V85H51ZM62 84V85H61ZM64 84H66V85H64ZM90 84V85H89ZM96 84V85H95ZM100 84V85H99ZM126 84V85H125ZM131 84V85H130ZM143 84V85H142ZM160 84V85H159ZM171 84H173V86L175 87V89H174V87H172V85ZM189 84V85H188ZM248 84V85H247ZM251 84V85H250ZM87 85H89V87L87 86ZM93 85H94V87H93ZM108 85H110V86H108ZM136 85V86H135ZM152 85V86H151ZM156 85V86H155ZM171 85V86H170ZM185 85H187V86H185ZM197 85V86H196ZM209 85V84H208ZM57 86V87H56ZM59 86H61V87H59ZM65 88H64V87ZM87 86V87H86ZM100 86V87H99ZM132 86V87H131ZM154 86H155V88H154ZM161 86V87H160ZM183 86H185V87H183ZM242 86V87H241ZM259 86V87H258ZM50 87V88H49ZM84 87V88H83ZM92 87V88H91ZM110 88V89H108V88ZM125 87V88H124ZM131 87V88H130ZM240 87H241V89H240ZM249 87H251V88H249ZM261 87V88H260ZM58 88V89H57ZM96 89H99V90H96V93H95V90ZM103 88H104V90H103ZM134 88H136V89H134ZM146 88L147 89H150V90H146ZM160 88V89H159ZM169 88V89H168ZM177 88V89H176ZM197 88V89H196ZM200 88H202V89H205V90H202V89H200ZM207 88H208V90L209 91H207ZM262 89L263 91L261 92V94H263V96H261V97H263L262 99H260L261 97H260V92L257 90V89ZM62 89V90H61ZM89 89V90H88ZM107 89L110 91H107ZM112 89H114V90H112ZM133 89V90H132ZM138 89V90H137ZM141 89V90H140ZM145 89V90H144ZM152 89V90H151ZM194 89V90H193ZM213 89V90H214ZM245 89H246V91H245ZM256 89V90H255ZM259 89V90H260ZM93 90V91H92ZM102 90V91H101ZM143 90V91H142ZM156 90H158V91H156ZM244 90V91H243ZM251 90V91H250ZM254 90V91H253ZM52 91V92H53ZM81 91V92H80ZM86 91V92H85ZM126 91V92H125ZM169 91V92H170ZM204 91H205V93H204ZM243 91V92H242ZM255 92V94L252 92L251 94H250V92ZM77 92H78V94H77ZM100 92V93H99ZM107 92V93H106ZM115 92V91H114ZM151 92V93H150ZM153 92H155V93H153ZM163 92H165L164 93V95H163ZM198 92H202L201 94L200 93H198ZM206 92L207 93H209V94H206ZM233 92V93H232ZM248 92V93H247ZM82 93V94H81ZM89 93V94H88ZM90 93H92V94H90ZM94 93V94H93ZM210 93H211V95H210ZM258 93V94H257ZM84 94V95H83ZM107 96H106V95ZM108 94H109V97H108ZM150 94H153V95H151V96H149ZM160 94V95H159ZM204 94L206 95L205 97H203L204 96ZM248 94H250V95H248ZM253 94V95H252ZM96 95V96H95ZM98 95V96H97ZM137 95V96H136ZM142 95H143V97H142ZM168 95V94H167ZM201 95H202V97H201ZM208 95V96H207ZM226 95V96H225ZM256 95H259V97H255ZM93 96V97H92ZM97 98H95V97ZM100 96V97H99ZM145 96H148V97H150L149 99H148V97L147 98H145L144 99V97ZM165 97V99L163 98V97ZM242 96V97H241ZM249 97V102H248V99H245V98H248ZM88 97V98H87ZM107 97V98H106ZM172 97H174V96H172L171 95V97L170 98H172ZM254 97V98H253ZM104 98V99H103ZM152 98V99H151ZM169 98V97H168ZM202 98V99H201ZM205 100H204V99ZM212 98H213V100H212ZM219 100H218V99ZM255 98H257V99H260V102H258L259 104H261V106L262 107H259L258 106V103H254V101H256V100H254ZM87 99V100H86ZM107 99V100H106ZM125 99V98H124ZM167 99V100H166ZM177 99H179V100H177ZM183 99V100H184ZM208 99V100H207ZM209 99H211V100H209ZM215 99V100H214ZM217 99V100H216ZM104 100V101H103ZM161 100V101H160ZM164 100H166V101H164ZM208 101L207 103H205V101ZM246 100H247V102H246ZM52 101H54V100H52ZM99 101H101V102H103V103H101V102H99ZM109 101V102H108ZM148 101H146L147 103V105H148ZM171 101H172V99H171ZM215 101V102H214ZM226 101V102H225ZM251 101V102H250ZM253 101V102H252ZM257 101H259V100H257ZM256 101V102H257ZM41 102H44L45 104H46V106H47V108H49L50 107V105H49V107H48V105H47V102L46 101H44V100H42ZM108 102V103H107ZM211 102V103H210ZM245 102V103H244ZM67 103V104H66ZM105 103V108H104V105L102 106V104H104ZM112 103V104H111ZM156 103V104H155ZM172 103V104H171ZM210 105H209V104ZM246 103H248V105H250V106H247V104ZM253 103L254 104H256L255 105V107L254 106H252L253 105ZM263 103V104H262ZM98 104V105H97ZM111 104V105H110ZM150 104V105H151ZM165 104V103H164ZM190 104V105H189ZM195 104H197V105H195ZM204 104H205V107H203L204 106ZM236 104V105H235ZM42 105H44V104H42ZM87 105V106H86ZM115 105V104H114ZM147 105H146V107H147ZM149 105V106H150ZM152 105H151V107H152ZM207 105V106H206ZM45 106V105H44ZM59 106V107H60ZM91 106V108H89ZM163 106H165V105H163ZM183 106H185V107H183ZM197 106V107H196ZM201 106V107H200ZM246 106V107H245ZM103 107V108H102ZM145 107V110L143 109V113L145 112L146 114H148V116L147 117H149V109L148 108H146ZM152 107V108H153ZM183 107V108H182ZM199 107V108H198ZM237 107V108H236ZM253 107V108H252ZM69 108V109H68ZM107 108H106V110H107ZM150 108V107H149ZM186 108V109H187ZM196 108V109H195ZM200 108H201V111L204 109L205 111H202L203 113L204 112H206V114L210 117V116H212V117H210V120L208 119L209 117H207V115L204 113L203 115L201 114V115H199V112H201L200 111ZM227 108V109H226ZM247 108H248V111H250V113L248 112H246V110H247ZM252 108V109H251ZM72 109V110H71ZM103 109V110H102ZM181 109H178V112L180 113V111H181ZM197 109L199 110V111H197ZM164 110V114H165V109H163ZM170 110H169V112H170ZM226 110V111H225ZM236 110V111H235ZM244 110H245V112H244ZM74 111V110H73ZM258 111L259 112H261V113H259V114H256V115H259V118H258V116H256V117H254V121L256 122V124H254L255 122H253V121H249V120H253V119H251L252 118V114L255 116V112L256 113H258ZM170 113V116H172V117H170V116H168V118L169 119H172L175 123H176V125H178V122L180 123V121L181 120H183L184 121V118H183V116H185V115H183L182 113H181V116H182V118L183 119H181V120H179L178 119V117H175L176 115L174 114V113ZM186 112H187V110H186ZM201 112V113H202ZM104 113V112H103ZM144 113V114H145ZM192 113V114H191ZM196 113H197V115H196ZM236 113V114H235ZM143 114V119H145V120H147L148 118L147 117H144V116H146V114L144 115ZM163 114V115H164ZM172 114V115H171ZM174 114V115H173ZM177 114V113H176ZM248 116H247V115ZM177 115H179V114H177ZM194 116V117H192V116ZM206 115V116H205ZM263 117H262V116ZM166 116V115H165ZM167 116L165 117V118H163L162 119V124L165 122V120H167L166 118H167ZM261 116V117H260ZM174 117H175V119H174ZM180 117V116H179ZM185 117H188V114L185 116ZM192 117V118H191ZM201 118V119H199V118ZM202 117H204V118H202ZM206 117H207V121H205L206 120ZM71 118H73V117H71ZM70 118V119H71ZM176 118H177V120H178V122H176L177 120H176ZM196 118V119H195ZM211 118H213V121H214V123H213V121H212V119ZM250 118V119H249ZM257 118H258V121H257ZM142 119V120H143ZM186 120L188 119V118H185ZM202 119H203V121H202ZM176 120V121H175ZM186 120H185V124H188V122L186 123ZM198 120H199V122H198ZM201 120V121H200ZM164 121V122H163ZM182 121V122H183ZM189 121V120H188ZM209 121V124L207 123ZM210 121L212 122V123H210ZM261 121V122H260ZM204 122V123H203ZM249 122H251V123H249ZM192 123V124H191ZM218 125V126H221V127H223L224 129H226L225 130V132H224V130L222 129L221 131H220V129H221V127L219 128V127H216L217 129H215L216 130V132L213 130V127L216 125V124ZM181 124V123H180ZM205 124V125H204ZM213 124H215V125H213ZM262 124V125H261ZM202 125V126H201ZM211 125H213V127L211 126ZM216 125V126H217ZM255 125L257 126H259L260 125V127H255ZM191 126H189V127H191ZM206 126V127H205ZM179 127V126H178ZM184 127V126H183ZM186 127V129H187V126H185ZM203 127V128H202ZM210 127V128H209ZM251 127V128H250ZM192 129H193V127H191ZM204 128H207V129H205L204 130ZM212 128V129H211ZM260 129V130H262V131H260V133L262 132L263 134H261L260 135V137L261 138H259L258 136H259V131L257 130V129ZM185 129V128H184ZM200 129H203L204 131H206L205 133L207 134V135H210V136H205V133L203 132V130H200ZM208 129H211L210 131H208ZM229 130V131H228ZM209 133H208V132ZM218 131V132H217ZM219 131L221 132V134L219 133ZM251 131V132H250ZM254 131V132H253ZM258 131V132H257ZM201 132H203V133H201ZM214 133V134H213ZM218 133V134H217ZM224 133V134H223ZM227 133H229V134H227V136H226V134ZM256 133H259V134H256ZM213 134V135H212ZM249 134V135H248ZM254 134L256 135V136H254ZM196 135V136H195ZM217 135V136H216ZM251 135V136H250ZM189 136V135H188ZM222 137V138H220V137ZM248 136H249V138H248ZM252 136L254 137V139L256 138V139H258V140H256V141H254V139L252 138ZM185 137V136H184ZM190 137V136H189ZM189 137H187V138H189ZM196 137V138H195ZM198 137H199V139H198ZM203 138V139H201V138ZM207 137V138H206ZM214 137H216V138H214ZM227 137H229V138H227ZM181 138H182V136H181ZM210 138H214V142H213V140L211 141L210 140ZM146 139V138H145ZM186 139V138H185ZM195 139V140H194ZM207 139V140H206ZM210 140V142H209V140ZM217 139V140H216ZM221 139H222V141H221ZM224 139H225V143H224ZM247 139L248 140H250V141H253L252 143H254V144H251V142L250 143H248V141H247ZM252 139V140H251ZM147 140V139H146ZM184 140V139H183ZM203 141V143H201V145L202 144H204V145H200V142H202ZM204 140H205V142H204ZM227 140V141H226ZM175 141V140H174ZM219 141V142H218ZM259 141V142H258ZM148 142H150L149 140H148ZM167 141H163V142H161L160 143V145H162V146H158V150L160 151V152H162V151H165L164 150V148L165 149H168L169 147H170V145H169V143H168ZM215 142H217L215 145L216 146H214V145H212L211 146V143L212 144H214ZM222 142V143H221ZM227 142V143H226ZM256 142H258L257 144H259V145H257L256 144ZM173 143V144H172ZM220 145H219V144ZM225 144V146L224 145H222V144ZM243 143V144H242ZM168 144V145H167ZM237 144V145H236ZM6 144H0V146H2V147H0V170H2V168H3V170L5 169V170H8V171H10V172H13L14 170H16L17 168H18V159L17 158H19V157H17L16 158V156H14L16 159H14V157L12 156V161H11V159L10 160H8V156H10L11 157V149L12 148H10L8 145H6ZM165 147H164V146ZM168 146V148H166L167 146ZM185 145H187V146H185ZM193 146V147H191V146ZM207 147H206V146ZM209 145V146H208ZM229 145V146H228ZM236 145V146H235ZM242 145H244V147L246 148H243V146ZM253 145L255 146V148L253 147ZM175 146V144L173 145V147ZM198 146L200 147V148H202V149H200V148H198ZM226 147V149L224 148V147ZM252 146V147H251ZM259 146H261L259 149H258V147ZM3 147H5V149L3 148ZM9 148V150H8V148ZM163 147V150L161 151V148ZM173 147H170L171 149L173 148ZM185 147H187V148H185ZM196 147V148H195ZM207 149H206V148ZM210 147V148H209ZM212 147H213V150H212ZM218 147H221V149L220 148H218ZM235 147H236V149H235ZM3 148V149H2ZM7 148V149H6ZM199 149V152L201 151L202 153V155L201 154H198V149ZM217 148V149H216ZM222 148L223 149H225L226 151H223L222 150ZM228 148V149H227ZM231 148V149H230ZM244 149V151L246 150V152H244V153H246V154H243V155H245V156H243L242 155V153L243 152H241L243 149ZM256 148H257V150H256ZM174 149V148H173ZM178 149V148H177ZM186 150V152H185V150ZM188 149H189V151H188ZM190 149L191 150H193L194 149V151H195V153L198 155H196V154H194V151H190ZM197 149V150H196ZM208 149H209V151H212V153L211 152H209L208 151ZM252 149V150H251ZM254 149V150H253ZM6 150V151H5ZM203 150H205V153H204V151ZM215 150H217V151H220L221 150V152H217V153H214V152H216ZM241 150V151H240ZM248 150V151H247ZM3 151V152H2ZM8 151H9V153H8ZM169 151H170V149H169ZM173 151V150H172ZM176 151V150H175ZM208 151V152H207ZM233 151H235V152H233ZM237 151V152H236ZM256 151V152H255ZM225 152V153H224ZM250 153V157H248V155H249V153ZM252 152H254L253 154L255 155V157L253 156V154H251ZM262 152V153H261ZM8 155H7V154ZM193 153V154H192ZM214 153V154H213ZM220 153V154H219ZM235 153V154H234ZM240 153H241V155L243 156V157H241V155H240ZM6 154V155H5ZM224 154V155H223ZM230 154V155H229ZM233 154H234V159H233ZM259 154V155H258ZM192 155H195V158L192 156ZM226 155V156H225ZM2 156V157H1ZM6 156H7V158H6ZM196 156L198 157V159L196 158ZM221 156V157H220ZM246 156H247V158H246ZM260 156V157H259ZM188 157V158H187ZM225 157V158H224ZM241 157V158H240ZM252 157V159L250 160L249 158H251ZM189 158H191L192 159V161H191V165L188 163L191 159H189ZM224 158V159H223ZM256 160H255V159ZM187 159V160H186ZM189 159V160H188ZM232 159V160H231ZM240 159H241V161H240ZM261 160V162H263V164L260 162V160ZM5 160V161H4ZM7 160V161H6ZM156 160H158V161H156L155 163H158L159 162V164H157V165H160L162 168H163V166H164V163L165 162H162L160 159H156ZM248 160H249V164H250V166H249V164L247 163L248 162ZM8 161H10L11 162V164H10V162H8ZM14 161H16L17 162V164H16V166H15V163H13ZM130 161V160H129ZM196 161V162H195ZM197 161H200L199 163L197 162ZM251 161V162H250ZM257 162L256 163V165H254V163L255 162ZM160 162H162V164H160ZM179 162V163H178ZM182 162H184V163H182ZM260 162V163H259ZM186 163V164H185ZM196 163V164H195ZM188 164V165H187ZM258 164V165H257ZM260 164H262L261 165V168H260ZM166 166H167V163L165 164ZM169 165L170 164H168V167H169ZM186 165H187V167H186ZM194 165V166H193ZM235 165V166H234ZM253 165H254V169H253ZM152 166H153V164H152ZM190 166H193V167H190ZM256 166H258L257 167V169H255L256 168ZM20 167V166H19ZM155 167H157L158 169H159V167L158 166H153V171L154 170H156L157 168H155ZM160 167V169L158 170V172H157V170H156V172L154 171V175H155V173H156V175H157V177H160V178H168L167 180L165 179L164 180V182H166V181H174V180H176V178H181L183 175H181V176H179L178 175V177H176V174L174 173L175 172V170L173 169V171H172V169H171V165H170V167L169 168H167V169H169V170H167L166 168H165V166H164V168H163V171H166V172H162V173H164V175L163 176H160V174H161V171H162V168ZM178 167V168H177ZM260 169H261V175L259 174L260 172ZM161 170V171H160ZM172 172H171V171ZM168 171H170V172H168ZM255 171H256V173H255ZM179 172V171H178ZM167 173H169V175L167 174ZM173 175V177H175L174 179H173V177L171 176L170 177V179H169V176L170 175ZM256 174H258V175H256ZM27 175V176H26ZM25 176V178H27L28 177V179L29 180H27V179H25V180H27V181H30L31 182V184L32 185H35V182L37 183V181H35L34 182V180H36V179H34V178H31V176H30V174L28 175V174H26ZM155 175V176H156ZM168 175V176H167ZM47 176V177H46ZM48 176L50 177V175L49 174H45L44 175V177H42V180L44 181V179H47L48 178ZM148 176V175H147ZM165 176H167V177H165ZM260 179H259V178ZM263 177V178H262ZM183 178V177H182ZM257 178V179H256ZM162 179V180H163ZM173 179V180H172ZM255 180H257L256 182H255ZM262 181V182H261ZM0 182H1V178H0ZM260 184H259V183ZM224 183V184H223ZM226 183V184H225ZM256 183V184H255ZM259 184V185H258ZM262 184V185H261ZM257 187H256V186ZM256 187V188H255ZM259 188V189H258ZM31 189H33V187H31ZM256 189V190H255ZM258 189V190H257ZM24 189H22V191H23ZM157 190V189H156ZM29 192V190H24V192L23 193H25V192ZM26 192V193H27ZM256 192H257V194H256ZM260 194H259V193ZM23 193H19L18 195H17V198L18 199H20V201L18 200V203L19 202H22L21 200H23V201H26V199H27V204H26V202H23V204H24V206H23V204L22 203H19V205H22V206H20L21 207V209L22 208H27L28 210H26L27 212H25L27 215H25V213L24 214H21V217H20V220L21 221H23V223L21 222V221H19V219L17 218L16 220L18 221V222H21V223H19L18 224V222H17V229H16V236H17V233L19 232V234H18V238L16 239L15 238V240H17V241H15V242H17V244H18V241L20 242V243H22V242H24L22 245H20V243L17 245L16 243H15V246H19L20 247V249L19 248H17L18 250H17V254H18V256H19V259L18 260H20V258L22 259V260H20V261H23V262H21L22 264H45L44 262H47L46 264H64V263H68L69 261V263L68 264H77L78 263V261L80 260V264H83V263H87V261H89V263H87V264H92L91 262L93 261V258H94V261L95 260H97L96 258L98 257V259H101V257L104 259L105 257L106 258H108L106 255H107V253L109 252V250H110V252L111 251H113V252H111V255L114 253V255H113V257H115V261L117 260V259H119V260H117V261H122L123 262V264H129L130 263V260L133 258V260H135V259H137V260H139V264H140V262H141V264H143V262L144 263H149L148 262V259L150 258V260H152V257L154 258V255L156 254V256H158L159 257V255L160 254H162L163 253V250H155L154 251V249L155 248H158L159 247V244L158 245H154L155 244V241H156V236L157 235H159L160 234V232L158 231V233H156V232H154L153 230H152V226H156L155 224L153 225V224H151V225H149L148 226V224L150 223V222H148V223H146L145 224V228H143L142 229V231H141V234H139L138 235V237H136L134 240L136 241V242H139L141 239H142V237H143V239L145 240H141V242H139V245H140V251H142L143 249H145V247L147 248L146 249V252H144L143 254H138L137 252H136V250H135V248L134 247H137V246H139V245H137V246H135V245H133L134 247H125L124 246V241L123 242H121V241H118V239L117 238H119V237H116V236H114V237H112V238H114V239H116V240H112L113 242H116L114 245H113V242H108L107 240H108V237H107V239H106V237H105V241H103L104 243H101V242H99V239L97 238V237H95L94 238V234L92 235L91 234V230L89 231L90 233H88V230H87V232L86 233H88L87 235L88 236H86V239H88V240H86V243L87 244H89V246L85 243V245H86V247H85V251H86V254L84 253V254H82V253H80L81 251L79 250L80 248H78L79 246H76V249H73V248H75V247H71V250H73V251H71L70 253H72V254H70L69 253V245H70V242H71V240L72 239H77V240H80V238L78 239V237L80 236V234H79V236H77V238L76 237H74V238H70L71 240H66L65 242H64V237L65 238H68V237H70V236H68L67 237V235L65 236V235H60V233L59 232H61V227H65L66 225H64V224H62V222H64L65 223V219H66V223L65 224H68V221L70 220L69 219V217H70V215L68 214L67 215V213H68V211H67V208H68V206H66V207H63V209L65 208L66 209V212H65V209H64V211H62L63 209L62 208H60V209H62L61 211H59L60 209H58L57 210V212L55 211L56 209H55V203H53V201H49L48 202V204H52V205H45V203L44 202H42V200H36L35 198H31V195L30 194H28V195H26V193L25 194H23ZM150 193H152V194H154V197L152 198L151 197V195L152 194H150ZM144 195H143V197H142V200H140L141 202H140V205L144 208V209H146V207H147V209H146V211L144 210V213H145V215H151V214H153L152 212H151V210L154 208L153 206H154V204L153 203H155L156 205L155 206H157V207H155V209L156 208H158L159 210H153V211H159L158 212V214L160 215V216H162V214H164L163 212H161V211H164L165 209V211H167L166 213H168V211H169V213H168V216L169 215H171L172 216V214H174L173 215V217H177V216H179L180 215V212H179V208H181L182 206H183V204L185 203L184 201L186 200H188L189 202H193L192 204H195L194 202L196 201V196L194 195V197H193V195L190 197V198H185V196H181V194H176V193H171L170 194V196L169 195H167L168 197V199L166 198V196H160L161 195V193H159L158 194V198H159V196L161 197V198H157L156 197V195L157 194H155V193H153V192H148L147 193V191L145 192V193H143ZM3 195H4V197H3ZM3 195H0V207L2 208V210H4V208H5V210L4 211H2L1 210V208H0V212L2 211L3 213H1L0 214V225L1 226H3L2 228H0V231H2V232H0V244H2L1 246H3L4 245V247H0V248H4V251L6 252L7 250H10V249H12V245L10 244V235L9 236H7L8 234H10V231H12V229H13V227L14 226H16V223L11 219H9V221H7L8 220V217L6 218V217H4L5 215H3L5 212V214H7V213H9L10 212V210H8L9 209V207H11V205H10V203H7V201H9V199H10V197H8V196H6V194H3ZM30 195V196H29ZM256 195H257V197H256ZM144 196H145V198H144ZM147 196V197H146ZM153 196V195H152ZM179 196V197H178ZM181 196V197H180ZM261 197V198H259V197ZM8 197V198H7ZM22 197V198H21ZM25 197H27L26 199H25ZM158 199L157 200V202H156V198ZM170 197V198H169ZM182 197H184L185 199H183ZM236 197V198H235ZM256 197V198H255ZM30 198V199H29ZM145 200H144V199ZM147 198H148V200H147ZM155 198V199H154ZM232 198H234V199H232ZM257 198H258V201H256L257 200ZM34 200L33 202H32V200ZM150 199H154V200H150ZM170 199H173L174 200V202H175V200L176 201H178V203L176 202V204H177V206H178V204H180V206H176V204L174 203H172V202H169L168 203V201L167 200H169L170 201ZM191 199V200H190ZM261 199V200H260ZM2 200V201H1ZM159 200H161V205H160V203H159ZM164 200V203H162V201ZM182 200H184V201H182ZM193 200V201H192ZM232 200V201H231ZM144 201V202H143ZM155 201V202H154ZM172 201V200H171ZM256 201V202H255ZM259 201H261V203H263V206H262V204H260L259 203ZM2 202H3V204H2ZM38 202V203H37ZM148 202H150L149 204H148ZM153 202V203H152ZM168 203L169 204V207H167L165 204L166 203ZM180 202V203H179ZM184 202V203H183ZM233 202L235 203L233 206H232V204H233ZM258 202V203H257ZM5 203V204H4ZM31 203V204H30ZM33 203H35V204H33ZM41 203V204H40ZM172 203V204H171ZM190 203V204H191ZM225 203H226V205H225ZM227 203H228V206H227ZM9 205V207H8V205ZM26 204V205H25ZM28 204H30V205H28ZM39 204V208L37 209V207H36V205H38ZM53 204H54V206H53ZM143 204V205H142ZM159 204V205H158ZM229 204H231V206L233 207H230L229 206ZM241 204V205H240ZM260 204V205H259ZM28 205V206H27ZM146 205H149V206H146ZM163 205V207H161ZM175 205V206H174ZM256 205H259V207H261V208H259V209H256L258 206H256ZM30 206H32V207H30ZM53 206V207H52ZM145 206V207H144ZM151 206V207H150ZM174 206V207H173ZM8 207V208H7ZM41 207V208H40ZM44 207V209H43V211H42V208ZM169 208L170 210H171V212H170V210L169 209H167V208ZM175 207H177V208H175ZM30 208V209H29ZM31 208H33L32 210L34 211V213H32L33 211H31ZM47 208V210H45ZM152 208V209H151ZM160 208H162V209H160ZM241 208V209H240ZM244 208V209H243ZM263 208V209H262ZM39 209H41V212H43V213H41L40 212V210ZM228 209V210H227ZM236 209V210H235ZM260 209H262V210H260ZM6 210H8L9 212H7ZM54 210V211H53ZM226 210H227V212H226ZM233 210V211H232ZM235 210V211H234ZM247 210V211H246ZM257 210L259 211L258 212V214L259 215H261L260 214V212H262V217L261 216H259L258 214L256 215V213H257ZM58 211L60 212V213H58ZM150 211V212H149ZM164 211V212H165ZM176 213H175V212ZM252 211H254V212H252ZM40 212V213H39ZM45 212H47V213H45ZM53 212H55V213H53ZM66 214H65V213ZM147 212V213H146ZM157 212L156 213H154L153 215H156V216H159V215H157ZM230 212V213H231ZM52 213V214H51ZM251 213V214H250ZM30 214V215H29ZM31 214H33V215H31ZM40 214H45L46 215V218H45V215H44V219H43V216H41ZM54 214V215H53ZM59 214V215H58ZM232 214H230V215H232ZM1 215H2V218H1ZM22 215H24V216H22ZM36 215V216H35ZM61 215V216H60ZM69 216L68 218H67V216ZM148 215H147V217H148ZM240 215V216H239ZM248 215V216H247ZM29 218H28V217ZM30 216L31 217H34V219L33 218H30ZM49 216H50V218H49ZM56 216V217H55ZM59 216V217H58ZM259 216V217H258ZM39 217L42 219V222H45V224L43 225V227H44V229L45 230H43L44 232H42V230H40V238L41 239H39L38 240V242H35V240L33 239L34 238V236H35V234L33 233V231H36V227H34V226H36V222H33V220L35 221V218H36V220L37 219H39ZM51 217L53 218V220L51 219ZM245 217H247V218H245ZM261 217V218H260ZM6 218V219H5ZM25 218V219H24ZM56 218H58V219H56ZM179 218V217H178ZM194 218V217H193ZM252 218H255L256 220L258 219V222H256V221H253V223H252ZM33 219V220H32ZM46 219V221H44ZM251 219V220H250ZM261 219H263V220H261ZM50 220H52V221H50ZM55 220V221H54ZM239 220V221H238ZM11 221V222H10ZM118 221V220H117ZM12 222L14 223V224H12ZM47 222V223H46ZM49 222V223H48ZM55 222H56V224H55ZM255 222L257 223V224H255ZM2 223V224H1ZM229 223V224H228ZM8 226H7V225ZM12 224V225H11ZM33 224H35V225H33ZM56 226H55V225ZM165 224H167V223H165ZM227 224V225H226ZM238 224V225H237ZM10 225H11V230H10ZM30 225V226H29ZM58 225V226H57ZM63 225V226H62ZM231 225V226H230ZM21 228H20V227ZM29 226V227H28ZM34 228H33V227ZM46 226H48L47 227V229H46ZM237 226V227H236ZM263 226H264V223H263ZM4 227H6L5 229H3ZM24 227H25V229H24ZM53 227V228H52ZM150 227V228H149ZM228 227H229V229H228ZM230 227H232V228H230ZM254 227V228H253ZM36 228V229H35ZM57 228V229H56ZM60 228V229H59ZM165 228V230L166 231H169V230H167L168 228H171V227H164ZM253 228V229H252ZM261 227H259L258 229H260ZM3 229V230H2ZM23 229H24V231H23ZM31 230V231H29V230ZM35 229V230H34ZM51 229V230H50ZM52 229H54V230H52ZM237 229V230H236ZM7 230H9V231H7ZM46 230H48V231H46ZM57 230H59V232L57 231ZM255 230V231H254ZM4 231V232H3ZM28 231L31 233H28ZM238 231V232H237ZM242 231H244V232H242ZM7 232V233H6ZM13 232V231H12ZM22 232V233H21ZM55 232V233H54ZM57 232H58V234H57ZM85 232V231H84ZM84 232L82 233V234H84ZM143 232V233H142ZM151 234V236H149L150 234ZM152 232V233H151ZM154 232V233H153ZM230 232V233H229ZM236 232V233H235ZM247 232H249V233H247ZM253 232V233H252ZM257 232V231H256ZM4 233V234H3ZM22 235H21V234ZM93 233V232H92ZM238 233V234H237ZM258 233V234H259ZM5 234H7V235H5ZM51 234V235H50ZM56 234V235H55ZM82 234H81V236L80 237H82ZM147 234V235H146ZM153 234V235H152ZM92 235V236H91ZM154 235H156V236H154ZM248 235V236H247ZM5 237V238H3V237ZM7 236V237H6ZM30 236H31V238H30ZM60 238H59V237ZM149 236V237H148ZM227 236V237H226ZM20 237H23L22 239L24 240H21L20 239ZM55 237L57 238V239H55ZM63 238V240H62V238ZM152 237H154V238H152ZM246 237V238H245ZM250 237V238H249ZM43 238V239H42ZM59 238V239H58ZM96 238H97V240H96ZM141 238V239H140ZM256 238V239H255ZM27 239V240H26ZM55 239V240H54ZM246 239V240H245ZM248 239V240H247ZM254 239V240H253ZM3 240V241H2ZM22 242H21V241ZM43 241V243L41 242V241ZM57 240V241H56ZM58 240H61V242L62 243H64V244H59V242H58ZM119 240H120V238H119ZM150 240V241H149ZM160 240V239H159ZM27 241H30V242H27ZM54 241V242H53ZM70 241V242H69ZM88 241V242H87ZM90 241H92L93 242V244H92V242H90ZM118 241V242H117ZM134 241V242H135ZM142 241H143V244H145V245H143V244H140V243H142ZM152 241H153V243H152ZM3 242V243H2ZM25 242H26V244H25ZM33 242V243H32ZM58 242V243H57ZM66 242H69V243H66ZM148 242V243H147ZM32 243V244H31ZM38 243V244H37ZM57 244V246H59V247H56L55 245H54V247L52 246L53 244ZM96 243V244H95ZM106 243H109L108 245V247H107V244ZM111 243H112V245L113 246H111ZM147 243V244H146ZM35 244V245H34ZM41 246H40V245ZM48 244H50V245H48ZM59 244V245H58ZM66 244H68V245H66ZM95 244V245H94ZM230 244H232V245H230ZM239 244V246L238 247H236L237 245ZM24 245H26L27 247H25ZM31 245V246H30ZM35 246V248H34V246ZM67 247H66V246ZM100 245V246H99ZM103 245V246H102ZM152 245V247L151 248H153V249H151V248H149L150 246ZM154 245V246H153ZM246 245V246H245ZM21 246H22V248H21ZM23 246L25 247V248H23ZM33 246V247H32ZM45 246H48V247H45ZM65 248H64V247ZM93 246H94V248L95 247H97V248H95L94 249V251H95V253L93 252ZM99 246V247H98ZM105 246V247H104ZM142 246H145V247H143L142 248ZM158 246V247H157ZM230 246V247H229ZM245 246V247H244ZM247 246H248V248L249 249H246L247 248ZM259 246V247H260ZM10 247V248H9ZM32 247V248H31ZM44 247V248H43ZM52 249H51V248ZM56 247V248H55ZM62 247V248H61ZM107 247V248H106ZM121 247H122V250H121ZM125 247V248H124ZM233 247V248H232ZM7 248V249H6ZM48 248V249H47ZM60 249V253L58 252V250ZM68 248V249H67ZM77 248H78V253L76 252V250H77ZM88 248V249H87ZM98 248H100V249H98ZM114 248V249H113ZM116 248V249H115ZM118 248V249H117ZM124 248V249H123ZM134 248V249H133ZM139 248V247H138ZM43 249H45V250H43ZM51 249V250H50ZM56 249H58L57 251H56ZM62 249V250H61ZM64 249V250H63ZM89 249H91V250H89ZM101 249H102V251H101ZM133 251H132V250ZM137 249V248H136ZM149 249V250H148ZM151 249V250H150ZM245 249V250H244ZM22 252H20V251ZM41 250H42V252L43 253H41ZM48 250H49V252H48ZM55 252V254L56 253H59V254H56V256H53V254H54V252ZM67 250V251H66ZM116 250V251H115ZM129 250H131V251H129ZM225 250V251H226ZM40 251V252H39ZM61 251H62V253L63 254H65V256L64 255H62V253H61ZM80 251V252H79ZM87 251H92L91 252V254L89 253V252H87ZM105 251V252H104ZM119 251H120V253H119ZM248 251V252H247ZM20 252V253H19ZM46 252V253H45ZM66 252V253H65ZM69 254H68V253ZM101 252V255H103V256H100V255H96V253L98 254V253H100ZM110 252L108 253L109 255L108 256H110ZM126 252V253H125ZM132 252V253H131ZM134 252V253H133ZM150 252V254H148V253ZM154 254H153V253ZM244 252H246L245 254H244ZM39 253H40V255H39ZM47 253H49L48 255H46ZM152 253V254H151ZM158 253V254H157ZM25 254V255H24ZM42 254L44 255V256H42ZM50 254H52V255H50ZM78 254V255H77ZM82 254V255H81ZM93 254H95L96 256L94 257V255ZM120 254V255H119ZM125 255V256H123V255ZM130 254V255H129ZM147 254V256H148V258H146L147 256H145L144 258H146L147 260V262H145V259L142 257L143 255H146ZM236 254H238V255H236ZM249 256L248 258H246L247 257V255ZM0 255H3L4 257H2V256H0V260H3L4 261V259H6L7 257L5 256V254H0ZM50 255V256H49ZM59 255V256H58ZM69 255V256H68ZM74 255H77V257H79V255H81L79 258H75L76 256H74ZM84 255H86L87 257H88V259H91V260H88L87 259V257L85 258V256ZM91 255V256H90ZM93 255V256H92ZM104 255H105V257H104ZM116 255V256H115ZM129 255V256H128ZM134 255V256H133ZM138 255H139V258H141V259H138V258H136V256L138 257ZM140 255H141V257H140ZM35 256V257H34ZM53 256V257H52ZM71 256V257H70ZM74 256V257H73ZM89 256H90V258H89ZM120 256V257H119ZM149 256H151V257H149ZM236 256H239V257H236ZM263 256V257H262ZM39 257H45V260H49L50 258V260L49 261H45L43 258H39ZM49 257V258H48ZM61 257V258H60ZM70 257V258H69ZM100 257V258H99ZM112 256H110L109 258H111ZM157 257V258H158ZM226 257V256H225ZM3 258V259H2ZM23 258H25V259H23ZM27 258H30V259H27ZM32 258V259H31ZM36 258V259H35ZM85 258V259H84ZM108 258V259H109ZM117 258V259H116ZM34 259V260H33ZM41 259V260H40ZM61 259H62V261H61ZM66 259V260H65ZM72 259H75V262L76 263H71V262H73V260ZM83 259V260H82ZM87 259V260H86ZM121 259V260H120ZM127 259H130L129 261L127 260ZM250 259V260H249ZM260 259L259 258H257L256 259V261L255 262H253L252 261V263H254V264H262L261 262L263 261H261L260 262ZM24 260L26 261V262H24ZM36 260H38V261H36ZM39 260L41 261V262H39ZM43 260H44V262H43ZM55 260V261H54ZM59 260V261H58ZM106 260V259H105ZM111 260H113L114 261V259L113 258H111L110 259V261ZM125 260H127V261H125ZM132 260V262H131V264L132 263H134V264H138L137 262L135 263V261H133ZM154 260V259H153ZM153 260H152V262H153ZM155 260H156V258H155ZM27 261H29V263H27ZM35 261V263H33ZM65 261V262H64ZM83 263H82V262ZM94 261H93V263H94ZM111 261L112 262V264H115L116 262L114 261ZM1 262V261H0ZM43 262V263H42ZM111 262L110 263H108V264H111ZM126 262V263H125ZM129 262V263H128ZM259 262V263H258ZM66 263V264H67ZM103 264L105 263V261H103L102 262ZM0 264H4V262L3 263H0ZM237 264V263H236ZM263 264H264V262H263Z\"/></svg>", "mask_w": 264, "mask_h": 264}]
</instances>
